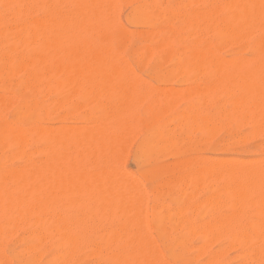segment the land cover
<instances>
[{
    "label": "rangeland",
    "instance_id": "obj_1",
    "mask_svg": "<svg viewBox=\"0 0 264 264\" xmlns=\"http://www.w3.org/2000/svg\"><path fill=\"white\" fill-rule=\"evenodd\" d=\"M106 2H107V0H105ZM112 0H110V2H111ZM114 1H116V0H113L112 1V3H114ZM147 1V0H146ZM149 1V2H148ZM147 2H145V0H120V2H119V0H117V5L116 4H114V6H115V8H114V6H111V3H110V7L111 8H114V9H116L117 7L116 6H118L119 4H120V6H119V9L117 8V15H118V18L117 17H114L116 14H114V13H111V12H109L108 10H112V12H113V10L114 9H111L110 7V9H108V10H105L106 12H105V15H106V13H108V15L110 14H114V16L113 15H109L108 17H109V19L106 17V16H104V11L101 13V15H100V17H102V15H103V17L104 18H107V19H104L103 17L100 19V17H99V19H100V21H101V23H100V21L98 20V22H99V26L97 25V23L95 22V25H96V27H94L93 29V31H95L96 30V32H91V35H92V37H91V42H90V46H92V47H97V48H100V47H109L110 48V50L114 53V55L118 58V60L120 59V61H118V60H116L117 58H115L114 57V59L116 60V62L117 63H119V64H123V62L125 61V58H127L126 59V63L125 64H123L124 66L126 65V64H128L127 66H125V67H123L122 65H121V67L123 68V70L126 68V69H128L129 68V70H130V67H132L133 68V70H134V73H133V71H132V68H131V70L129 71V72H131L132 71V74L133 75H131L129 72H127V70H125L126 71V74L128 73L129 75H131V77H132V81H133V84H132V81H131V83L129 84V86L127 87V90H126V92L127 91H130V90H132V92H134L133 94H132V92L130 93V92H128V94L129 95H127L128 96V98L126 97V95H125V97L124 96H121V93H120V95H118L119 94V92H122V95H124L123 94V91H117V90H115L114 91V94H113V91H108V90H106L105 91V93L104 92H102L100 95H102V96H104V97H102V96H100V95H98V96H95V95H92L91 97H85V101H84V98H81V97H79L78 98V95H75V94H71V96L69 95L70 93H68V92H66L65 90H63L61 87H59V86H57V85H54L53 86V82H54V80H51V81H53V82H51V81H49L48 80V77H47V74H45V72L44 73H41L40 72V70H38V75L35 77V78H32V80H30L28 77H29V70L27 69V68H24V67H17V68H15V74H14V71H12V73H10L9 75H7V77L6 76H4V77H2V78H0V97H1V99H0V119L2 118H5V119H3V120H5V121H8V122H11L13 125H15V126H21L22 128H24V129H26L27 127H28V124L26 123V122H24V123H22V122H17V120H18V112H19V110L18 111H16V109L18 108L19 109V106H21V104L23 105V103H24V101L26 100V99H28L29 98V100H32V101H35L37 104H38V107H39V118L38 119H36V125L37 126H40V128H43V127H47V125H48V127L50 126L51 127V131H54L55 129L57 130V128L58 127H60L61 126V128H62V126L64 127V126H67L68 125V127L67 128H71V127H73L74 125H77L78 127H79V129H82L81 128V125L83 126H86V129H87V126H88V130H90L91 128H89V126H94L95 125V123H97L98 121L100 122L101 121V123H103V124H101L103 127H105L106 126V124H107V126H106V128L108 127V129L106 130L107 132H112V134L114 135H116V133H117V135H118V137H117V135L115 136H113L112 135V137L113 138H115V139H117V138H119V135H121L122 134V136H121V138H122V140L123 139H125V136H127V138L124 140L125 142H123L122 143V141H121V139H118L117 140V143L119 142V140H120V143H118V144H123V147L126 145L127 147H125L126 149H127V151L126 152H124V153H119L120 151H119V149H122V148H120V147H117L118 145H116V153H119V157H120V159H119V157H114V155H112V153L111 154H107L106 155V157L105 156H103V157H100L101 158V160H100V158H98V159H95L94 160V163H93V165H87V166H83V169H84V167H86L84 170H85V172L87 173V171L89 172L90 170H95V169H104V170H106L107 168V170H112L113 168L114 169H117L118 170V173L119 174H121V175H119V176H121V177H124L125 175L126 176H128V178H129V181H132L133 182V184L134 183H136V181H138V178L140 179V181H138V182H140V183H142V185H141V188H143L144 190H138V193L141 195V197H145V198H143L144 200H146V202L143 200V199H140V200H142V201H144V203H145V209H143L144 207H143V205H142V209H143V214H144V217L146 218V220L148 221V228H149V233H150V235H152L151 237H153V239L154 240H152V241H155L156 242V244L155 245H157L156 246V248H158V250H159V253H160V255H159V257L160 256H162L163 257V259L164 260H166L167 262H169L170 264H210L209 263V258L211 259V257H212V255H215V254H219L220 252V250H222L221 251V256H220V259H219V264H243V262H244V264L246 263L247 264V262H248V264H251V263H254V264H264V252H261L260 253V251H258V250H261V245L263 244V242H264V235H261V234H264V229H262V232H261V230H259V232H261V233H259V232H257V233H259V234H257V236L259 235V237H257L255 234H253L252 236H254V237H250L251 239H250V241H247V242H245V243H239V242H237V241H235V239H233V237H231V235H229L230 234V232L232 233L233 231L232 230H234V227L236 228V226L238 227L239 226V224L241 225L243 222V224H245V223H249V222H246V219H247V221H249V220H251V217L253 216V214H255L256 212H257V210H258V205L257 204H255V202H257L261 197H262V195H261V192L260 193H258V194H260V195H257V193L256 192H259V191H254L253 192V194H255L254 196H255V198H254V196H253V194H251L252 196H250L249 195V199L251 198L252 199V203H254V204H251V206L250 207H253L252 209H253V211L250 209V207L248 206V208L247 209H249V210H245V212L243 211V213H244V215L245 216H243L242 217V215H243V213H240V217H239V219L241 220L242 218L243 219H245L244 221H243V219H242V221L243 222H241L239 219H238V217H236L237 219H235V221H231L230 223H232V227H231V224L229 225V227H227V226H225L226 227V229H225V227L224 226H221L222 228H224V229H222L221 227H220V229H218L217 228V230H216V228H214V229H212L213 231H209V229L208 228H206V229H208V233L210 232H212L210 235H214L213 237H215V235H218L220 232H223V236H222V234L220 233L219 234V238H218V236H217V238L215 237V238H213L214 239V241H212V237L210 238L211 239V241H210V239L208 240V239H205V238H203V237H200V236H202L203 234H205L204 232H203V230L206 232V229H202V235H201V233H200V228L202 227H208L209 226V223H211V222H209L208 220L211 218V217H213V218H216L217 216V219H220L221 217H223L224 216V214H226V215H228L227 213L230 211V210H232V212L233 213H237V210L235 209V212L233 211L234 209L233 208H231V206L230 207H228V204H224V203H222V205H219V206H221V207H216V208H214V207H212L211 208V205H208L207 203H206V201H205V199L207 200V198H205V197H210V194L212 195V197H214V195L215 196H219V199H220V197H221V199L223 200L224 198L223 197H225V199H227V195H226V193H224L223 194V192H220V190H219V192L217 191L218 189H216V187H220V185L219 184H223L224 183V181L226 180L225 178L227 177V173H225L224 172V170L226 169V168H228V166L229 167H234L233 166V164H234V162H235V166H237V165H239V163L241 164V162H242V165L241 166H243V164H245L244 165V168H246L247 166H249V160H252L251 162H250V165H251V163H252V165L251 166H249V168L250 169H252L253 167V169H259V167H260V169L261 170H263L264 169V160H262V159H264V128H262V126L264 127V118L262 119V117H263V115H262V113H259V111L262 109H260V106H259V111H258V114H256L255 112H253V114H256V115H253V117L251 116L252 115V113H251V115H250V109H248V108H246L247 107V105H249V104H245L246 102H244V100L245 101H253V103H255V104H257L256 106H258L259 105V102L262 100V103H264L263 102V100L264 99H261V100H259L258 99V97L256 96V94H259L260 92H256V94H255V98H254V92H247L246 90V93L248 94V95H251V98H250V96L248 97V99H247V94L245 93V91H244V89H242V88H240V87H238V90L239 91H236L237 89V85L235 84V74L236 73H234L233 74V72H231V69L232 68H230V67H233V64H232V62L229 64V62H230V60H232V58H235V60L236 59H238V60H243V61H245V62H243L242 64H241V67L243 66V69L244 68H246V67H248V68H253V64H255L257 61L259 62V63H261V64H258V62L256 63V64H258V68L260 67V71H258V68H256V66H254V68L255 69H257L256 70V73H259V72H262L261 70L262 69H264V63H262V62H264V47L263 46H261V45H264V38L261 40L260 39V37L263 35L264 36V32L262 33L261 31L262 30H260L259 31V29H258V31H257V29H252L251 31H250V35L247 37V38H244V39H242V41H241V38H220V40L219 39H217V35L216 34H214L215 32H214V30L212 29V27H211V25H212V23H209V22H213L214 20L215 21H217V20H219V19H222V18H224L227 14V12H228V10H226L227 8L225 7V6H223V5H226V3L228 2V0H197V1H195L194 0V2H191L192 0H148ZM207 1V3L205 4V2ZM224 1V2H223ZM3 2V3H2ZM4 2H5V4L7 5H5L4 4ZM12 2V3H11ZM25 3V6H24V3ZM34 2V3H33ZM119 2V3H118ZM129 2V3H128ZM139 3V5H146L147 6V4H148V6H149V8H151V5L153 4V3H155V6L154 7H152L153 9H155L153 12L156 14V15H154V13H152V15H151V21H152V19H153V21L152 22H148V24L147 25H143V23H146V22H141V20L139 21V19L138 18H134V16H131V15H133V9L131 8L132 6H134L135 7V5H137L138 3ZM140 2H142L141 4H140ZM178 2V3H177ZM226 2V3H225ZM23 3V4H22ZM30 3V4H29ZM116 3V2H115ZM124 3V4H123ZM136 3V4H135ZM172 3V4H171ZM176 3V4H175ZM185 3V4H184ZM210 3V4H209ZM224 3V4H223ZM16 4V5H15ZM23 6H22V5ZM133 4V5H132ZM223 4V5H222ZM27 5V6H26ZM31 5V6H30ZM39 7H37V6ZM40 5V6H39ZM125 5V6H124ZM163 5V6H162ZM166 5V6H165ZM168 5V6H167ZM171 5V6H170ZM179 5V6H178ZM217 5V6H216ZM17 6V7H16ZM29 6V7H28ZM33 6V7H32ZM128 6H129V8H128ZM131 6V7H130ZM215 6H216V8H215ZM40 7H41V9H40ZM45 6L42 4V2L41 1H36V0H20V1H18V0H0V31H1V36H2V40L0 39V52H3V53H5V58H3L1 61H0V65L1 66H9L10 64H13V66H15L16 65V63L18 64L19 62H20V60L21 59H23L24 57H26V56H28L31 52H32V49L31 48H29V50L27 49V47H23V46H19V44H18V38H16V37H18L19 36V33L20 34H22L23 33V26L24 25H26L25 24V22L27 23V22H29L28 21V19H30V18H32V17H36V18H34L35 20H43V19H45L46 18V16L48 15L49 16V9H48V7H45V11H44V8ZM124 7V8H123ZM224 7V8H223ZM16 8V9H15ZM21 8H22V12H21ZM15 9V10H14ZM24 9V10H23ZM42 9H43V11H42ZM128 11H130V13L129 12H126L127 10ZM132 9V10H131ZM164 9V10H163ZM200 9V10H199ZM223 9V10H222ZM10 10V11H9ZM13 10L15 11V12H13ZM47 10V11H46ZM166 10V11H165ZM24 11V12H23ZM28 11V12H27ZM115 11V10H114ZM174 11V12H173ZM195 11V12H194ZM199 11V12H198ZM126 12V13H125ZM181 12V13H180ZM29 13V14H28ZM48 13V14H47ZM132 13V14H131ZM200 13V14H199ZM204 13H206V14H204ZM4 14V15H3ZM32 14V15H31ZM127 14H128V16H127ZM170 14V15H169ZM204 14V15H203ZM207 14H209V15H207ZM213 14H215V15H213ZM225 14V15H224ZM20 15V16H19ZM22 15V16H21ZM154 15V16H153ZM159 15V16H158ZM164 15H166V17L167 18H165V16ZM199 17H198V16ZM219 15V16H218ZM222 15V16H221ZM224 15V16H223ZM27 16V17H26ZM113 16V18H111ZM124 16V17H123ZM13 17V18H12ZM211 17H213V19L211 18ZM218 17H219V19H218ZM5 18V19H4ZM16 18V19H15ZM40 18V19H39ZM111 18V19H110ZM132 18H134L135 19V21L137 20V23H135V21H133L134 19H132ZM156 18V19H155ZM199 18H201L202 20V22H203V20L205 21V22H203V25H202V22H200V21H198V22H196V19H199ZM210 20V21H208V19ZM113 19H115V20H113ZM12 20V21H11ZM26 20V21H25ZM31 20H33V18L31 19ZM30 20V21H31ZM103 20H106L105 21V23L104 24H102L103 23ZM127 20V21H126ZM131 20H132V22H131ZM163 20V21H162ZM23 23H22V22ZM34 21V20H33ZM140 22V25H139V22ZM189 21H193L192 23H190ZM159 22V24H157ZM195 22V23H194ZM107 23V24H106ZM157 25H156V24ZM170 23H171V25L172 26H170ZM186 23V24H185ZM199 25H197V24ZM201 23V24H200ZM8 24H9V27H8ZM23 24V25H22ZM164 24V25H163ZM168 24V25H167ZM191 24H192V26H191ZM211 24V25H210ZM4 25V26H3ZM13 25V26H12ZM20 25H21V27H20ZM101 25V26H100ZM194 25V26H193ZM206 25V26H205ZM109 26V27H108ZM112 26V27H111ZM117 26V27H116ZM150 26V27H149ZM153 26H155V27H153ZM203 26V27H202ZM208 26V27H207ZM1 27H3V28H1ZM7 27L9 28L8 30H6L7 29ZM18 27L20 28V29H18ZM137 27V28H136ZM158 27V28H157ZM164 27V28H163ZM186 27V28H185ZM208 28L209 30H207L206 28ZM210 27H211V29H210ZM12 28V29H11ZM21 28H22V31H21ZM97 28H99V29H97ZM136 28V29H135ZM193 29V30H192ZM203 29V30H202ZM19 30V31H18ZM138 30V31H137ZM154 30H155V32H154ZM169 30V31H168ZM173 30V31H172ZM6 31V32H5ZM21 31V32H20ZM136 31V32H135ZM159 31V32H158ZM197 31V32H196ZM254 33H253V32ZM8 32V34L6 35V33ZM16 32H18V36H17V33ZM199 32V33H198ZM13 33H14V35H13ZM16 33V34H15ZM98 33V34H97ZM100 33V34H99ZM142 33V34H141ZM163 33V34H162ZM181 33H182V35H181ZM198 33V34H197ZM203 33H204V35H203ZM210 33V34H209ZM11 34H12V37L11 38H15L16 40H17V42H16V40L14 39V40H12L11 38H9V36H11ZM77 34H78V32H77ZM120 34V35H119ZM137 34H139V35H137ZM141 34V35H140ZM148 34H149V36H148ZM189 34V35H188ZM199 34H201L200 36H199ZM262 34V35H261ZM15 35H16V37H15ZM100 35V36H99ZM115 35V36H114ZM119 35V36H118ZM127 35V36H126ZM145 37H144V36ZM162 35V36H161ZM173 35V36H172ZM186 35H188L187 36V38H186ZM197 35V36H196ZM96 36V37H95ZM97 36H98V38H97ZM105 36V37H104ZM142 38H141V37ZM171 36V37H170ZM177 36V37H176ZM207 36V37H206ZM260 36V37H259ZM21 37V35L19 36V38ZM135 37V38H134ZM144 37V38H143ZM176 37V38H175ZM209 37V38H208ZM211 37V38H210ZM254 37V38H253ZM8 38V39H7ZM103 38V39H102ZM121 38V39H120ZM123 38H124V42H123ZM137 38H138V40H137ZM152 38V39H151ZM181 38V39H180ZM249 38V39H248ZM10 39H11V41H10ZM158 39V40H157ZM166 39V40H165ZM193 39H194V41H193ZM226 39V40H225ZM235 39V41H233ZM238 39V40H237ZM257 39L258 40H261V41H263V43H261V41H260V43H257L258 41H257ZM115 40V41H114ZM178 40H179V42H178ZM192 40V41H191ZM223 40V41H222ZM232 40V41H231ZM13 41V42H12ZM120 41H122V42H120ZM127 41V42H126ZM164 41H167V42H170L171 43V45H173L172 47H175L174 49H175V51L177 52V54L179 55V57H181V58H185L186 57V55L188 54L187 52L188 51H190V49H200V48H202L205 44H207V43H210V42H213L214 41V43H215V48H214V52H215V54L218 56V57H221V59L223 60V58L224 59H226V58H228V61L227 60H225V61H227V63L228 64H225V66H226V68H227V72L224 74V75H220V74H213V73H211V72H207V71H199V72H195V71H197V70H193L192 68H189V69H187V70H185V68H181V67H179V66H177V64L175 63V61L173 62V61H171V59H169V58H167L166 57V59L164 58L165 56V50L161 47V45H162V43L164 42ZM184 41V42H183ZM199 41V42H198ZM220 43H219V42ZM255 41V42H254ZM3 42V43H2ZM100 42V43H99ZM115 42H117V43H115ZM126 42V43H125ZM135 42V43H134ZM175 42V43H174ZM196 42V43H195ZM200 42H202V43H200ZM226 42V43H225ZM228 42V43H227ZM237 42V43H236ZM251 42V43H250ZM95 43V44H94ZM105 43V44H104ZM182 43V44H181ZM204 43V44H203ZM222 43V44H221ZM225 43V44H224ZM233 43V44H232ZM241 43V44H240ZM248 43V44H247ZM16 44V45H15ZM120 44H121V46H120ZM133 44V45H132ZM161 44V45H160ZM175 44V45H174ZM181 45V47H180V45ZM238 44V45H237ZM101 45V46H100ZM116 45V46H115ZM179 45V46H178ZM183 45V46H182ZM196 45V46H195ZM217 45H218V47H217ZM222 45V46H221ZM225 45V46H224ZM236 45H237V47H236ZM239 45H241V46H239ZM255 45V46H254ZM260 45V46H259ZM2 46V47H1ZM129 46V47H128ZM132 46H134L135 48V50L133 49V47ZM136 46H137V49H136ZM149 46V47H148ZM159 46V47H158ZM177 46V47H176ZM185 46V47H184ZM190 46V47H189ZM250 47L251 48V50H250V48H248L247 49V47ZM254 46V47H253ZM11 47H12V49H11ZM17 47H19V48H17ZM66 47H68L67 45H66ZM117 47V48H116ZM132 47V48H131ZM138 47H139V49H138ZM244 47V48H243ZM5 48H6V50H5ZM9 50H8V49ZM236 48V49H235ZM241 49V51H240V49ZM20 49V50H19ZM65 49V48H64ZM67 49H71V47L69 46ZM116 49V50H115ZM119 49V50H118ZM145 49L147 50V53H146V51H145ZM160 49V50H159ZM181 49V50H180ZM234 49V50H233ZM239 49V50H238ZM244 49V50H243ZM254 49V50H253ZM260 49V50H259ZM263 49V50H262ZM125 50V51H124ZM139 50V51H138ZM153 50V51H152ZM156 50V51H155ZM221 50H222V52H221ZM226 50H229V51H226ZM235 51V53L233 52H230V51ZM247 52H246V51ZM248 50H250V51H248ZM132 51H135V52H132ZM236 51H237V53H236ZM244 51V52H243ZM253 51V52H252ZM260 51V52H259ZM7 52V53H6ZM10 52V53H9ZM122 52H124L123 54H122ZM130 54H129V53ZM131 52H132V54H131ZM136 52H138L137 54H136ZM249 52V53H248ZM251 52V53H250ZM20 55H19V54ZM119 53V54H118ZM128 53V55L126 56V54ZM143 53V54H142ZM254 53V54H253ZM117 54V55H116ZM134 54V55H133ZM136 54V55H135ZM233 54V55H232ZM237 54V55H236ZM124 55V56H123ZM137 55H139V56H141V57H136ZM155 55V56H154ZM163 55V56H162ZM122 56V57H121ZM126 56V57H125ZM134 56H135V58L136 59H139V60H133L132 59V57L134 58ZM152 56V57H151ZM231 56V57H230ZM246 57V58H243V59H241L242 57ZM251 56V57H250ZM8 57V58H7ZM128 57H131V58H128ZM145 57V58H144ZM155 59H154V58ZM226 57V58H225ZM254 57V58H253ZM21 58V59H20ZM123 58V60L124 61H122L121 62V59ZM153 58V59H152ZM240 58V59H239ZM251 58V59H250ZM261 58H263L262 60H261ZM17 59H18V61H17ZM132 59V60H131ZM142 59H144V61L142 60ZM230 59V60H229ZM246 59V60H245ZM4 60V61H3ZM154 60H156L155 61V63L153 62ZM164 60H165V62H164ZM260 60L262 61V62H260ZM127 61H128V63H127ZM134 63H133V62ZM138 61V62H137ZM171 61V62H170ZM224 61V62H225ZM247 61H248V63H247ZM6 62V63H5ZM15 63V65H14V63ZM149 62H150V64H149ZM159 62V63H158ZM164 62V63H163ZM167 62H170V63H167ZM4 63V64H3ZM129 63H130V67H128L129 66ZM157 63V64H156ZM166 63L168 64V65H166ZM226 63V62H225ZM250 63H251V65H250ZM151 65V64H153V65H151V66H149V65ZM155 64H156V66H155ZM161 64V65H160ZM158 65H160V66H158ZM164 67H163V66ZM228 65V66H227ZM230 65V66H229ZM260 65V66H259ZM159 68H158V67ZM170 66H171V68H174V69H170ZM176 66V67H175ZM151 67H155V68H151ZM262 67V68H261ZM37 68V67H36ZM19 69V70H18ZM25 69V70H24ZM152 69H153V71H154V69H155V72H153L152 71ZM160 69H163V71H161V72H159L160 71ZM179 70V71H176V70ZM191 70H192V74L195 72V76H193L192 74H190L191 73ZM20 71V72H19ZM26 71V72H25ZM45 71V70H44ZM176 71V72H175ZM187 71V72H186ZM171 72H173V73H171ZM231 74H230V73ZM21 73V74H20ZM170 73V75H167V74H169ZM178 73V74H177ZM182 73H184V74H182ZM256 73H255V75H256ZM126 75L125 77H127L129 80H131L130 78V76L129 75ZM136 74H137V76L138 77H136L135 78V76H136ZM151 74L154 76V74H155V76L153 77V76H151ZM173 74V75H172ZM205 74H206V76H205ZM227 74V75H226ZM228 74H230V75H228ZM260 74V73H259ZM259 74H257V76L255 77V75L253 76L254 77V82H255V79H256V81L258 82V80H259V83H262V80H264V79H261L260 80V77H261V75L263 76L264 75V73H261V75H259ZM21 75H22V77H21ZM41 75V76H40ZM44 75V76H43ZM140 75H141V77H140ZM192 75V76H191ZM217 77H216V76ZM218 75H219V77H218ZM231 75H232V78H231ZM238 74H236V77H238V79L240 80V77L239 76H237ZM14 76V77H13ZM17 76H18V78H17ZM26 76V77H25ZM45 77H46V79H45ZM124 77V78H125ZM134 77V78H133ZM139 77H140V80H139ZM191 77V78H190ZM225 79H224V78ZM228 77H229V79H228ZM12 78V79H11ZM16 78V79H15ZM19 78H22V80L21 79H19ZM121 79V81H124L125 79ZM207 78V79H206ZM212 78V79H211ZM215 78V79H214ZM258 78V79H257ZM28 79V80H27ZM40 79V80H39ZM135 79H136V81H135ZM233 79V80H232ZM5 80V81H4ZM129 80H125V82L126 83H124V82H122L123 84H125V86L127 85V83L129 82ZM142 80V82H140ZM209 80V81H208ZM213 80V81H212ZM215 80V81H214ZM218 80V81H217ZM229 80V81H228ZM238 80V81H239ZM19 81H20V83H19ZM25 81V82H24ZM128 81V82H127ZM211 81V82H210ZM227 82V86H229L230 88H228V91H227V88H226V82ZM232 81V82H231ZM261 81V82H260ZM6 83V85H5V83ZM13 82V83H12ZM33 82V83H32ZM39 82H41V83H39ZM139 82V83H138ZM209 82V85L207 84ZM215 82V84H217V86L215 85V84H213ZM218 82V83H217ZM256 82V83H257ZM264 82V81H263ZM24 83H26V84H24ZM134 83H135V86H134ZM142 83H143V85H142ZM232 83V84H231ZM238 83V82H237ZM54 84H56L55 82H54ZM139 84H140V86H141V88H142V90H141V88L139 89ZM145 84V85H144ZM147 84V85H146ZM193 84V85H192ZM201 84V85H200ZM204 84V85H203ZM207 84V85H206ZM231 84V85H230ZM233 84H235V86H236V88H235V86L233 85ZM262 84H264V83H262ZM18 85V86H17ZM33 85V86H32ZM212 85H213V88L214 89H211V90H208V87H210V88H212ZM10 86V87H9ZM56 86V87H55ZM131 86V87H130ZM133 86V87H132ZM148 86V87H147ZM151 86H152V89H149V87L151 88ZM203 86H204V88H203ZM208 86V87H207ZM220 86V87H219ZM223 86V87H222ZM18 87V89H16ZM40 87V88H39ZM42 87V88H41ZM191 87V88H190ZM206 87V88H205ZM217 89H216V88ZM233 87V88H232ZM6 90H5V89ZM10 88V89H9ZM128 88H129V90H128ZM148 88V89H147ZM154 88V89H153ZM194 88H196V89H194ZM226 88V89H225ZM17 91H16V90ZM28 89V90H27ZM54 89V90H53ZM187 89H188V91H187ZM235 91H234V90ZM15 92H14V91ZM32 90V91H31ZM51 92H50V91ZM138 90V91H137ZM148 90L150 91V93L148 92ZM155 90V91H154ZM182 90H183V92H182ZM186 90V91H185ZM205 90H206V92H205ZM214 90H216V91H214ZM244 92H243V91ZM12 91V92H11ZM43 91V92H42ZM137 91V92H136ZM142 91V92H141ZM152 91V92H151ZM184 91L185 92H187V93H189L188 95H187V93H184ZM202 92V94H201V92ZM264 91V90H263ZM14 92V93H13ZM30 92V93H29ZM65 92V93H64ZM116 92V93H115ZM138 92H139V94H138ZM141 92V93H140ZM145 92V93H144ZM173 92H175V94L173 95ZM177 92V93H176ZM195 92V93H194ZM227 92V93H226ZM230 92V93H229ZM240 92H241V94H240ZM44 95H43V94ZM109 93H110V95H109ZM137 93V94H136ZM156 93V94H155ZM161 93H163L162 95H160ZM179 93H181V94H179ZM185 95H184V94ZM191 93V94H190ZM208 93V94H207ZM219 93V94H218ZM224 93V94H223ZM246 94V95H244V94ZM250 93V94H249ZM38 94H40V95H38ZM64 94V95H63ZM113 94V95H112ZM117 94V95H116ZM127 94V93H126ZM166 94V95H165ZM178 95V96H175V95ZM193 94V95H192ZM200 94V95H199ZM212 94H214V95H212ZM218 94V95H217ZM260 94H262V92L260 93ZM24 96V98H18V97H20V96ZM109 96V97H107V96ZM112 95V96H111ZM138 95H139V98H138ZM144 95V96H143ZM148 95V96H147ZM151 95V96H150ZM154 95H156V96H154ZM167 95H170V97L168 96L167 97ZM171 95H172V98H171ZM200 96V98L198 97V96ZM203 95V96H202ZM208 95V96H207ZM238 95H240V97H242L241 99H243V102H241V103H239L240 102V97L238 96ZM263 95H264V92H263ZM18 96V97H17ZM68 96V97H67ZM121 96V97H120ZM142 98H141V97ZM158 96V97H157ZM164 96V97H163ZM166 96V97H165ZM173 96H174V98H173ZM186 96V97H185ZM191 96V97H190ZM207 96V97H206ZM213 96V97H212ZM234 96H236V97H234ZM243 96H244V98H243ZM259 97H262V96H260V95H258ZM4 97H5V99H4ZM9 97V98H8ZM40 97V98H39ZM64 97H65V99H67L68 98V100H67V103H71L70 105H73V104H80L81 103V106L78 108V106H76V105H74V106H70V105H67V103H63V101H66L65 99H64ZM67 97V98H66ZM70 97H72V98H70ZM95 97H98L97 99L95 98ZM106 97V98H105ZM112 97V98H111ZM114 97V98H113ZM116 97H118L119 98V101L118 102H120L121 104V106L118 104V106L116 107V105H117V98ZM123 97L126 99H123ZM130 97V98H129ZM134 97H135V99H134ZM152 97H154V98H152ZM176 97H178L177 99H176ZM184 97V98H183ZM238 97V98H237ZM6 98H8V99H6ZM12 98V99H11ZM19 100H18V99ZM76 98H78V100H75ZM90 98H91V100H90ZM92 98H95V99H92ZM121 98V99H120ZM138 98V99H137ZM145 98V99H144ZM151 98V99H150ZM186 98V99H185ZM189 98H190V100H189ZM196 98H198L199 100L197 101V100H195ZM214 98V99H213ZM226 98V99H225ZM238 99L239 101H238V103L237 102H235V101H237L236 99ZM38 99V100H37ZM58 99V100H57ZM71 99V100H70ZM100 99V100H99ZM117 99V100H116ZM127 99H129V100H127ZM165 101H164V100ZM174 99H176L177 100V104H176V100H174ZM202 99H204L203 100V102L201 103L200 101L202 100ZM212 99V100H211ZM225 99V100H224ZM252 99H254V100H252ZM13 100V101H12ZM89 101V102H87V101ZM94 100H95V102H94ZM115 100V101H114ZM122 100H124V101H122ZM135 100V101H134ZM139 100H140V102H139ZM147 100V101H146ZM149 100V101H148ZM151 100V101H150ZM159 100V101H158ZM214 100V101H213ZM231 101V102H234L236 105L235 106H233L234 105V103L233 104H231L230 102H228V101ZM233 100H235V101H233ZM255 100H256V102H255ZM258 100V101H257ZM8 101V102H7ZM42 101V102H41ZM74 101V102H73ZM97 101V102H96ZM100 101V102H99ZM122 101V102H121ZM133 103H132V102ZM137 101V102H136ZM143 101V102H142ZM156 101V102H155ZM170 101V102H169ZM175 101V102H174ZM180 101V102H179ZM194 101V102H193ZM9 102H11V103H9ZM47 102V103H46ZM103 102H105V103H103ZM129 102V103H128ZM130 102H131V104H130ZM135 102V103H134ZM160 102V103H159ZM168 102V103H167ZM174 102V103H173ZM186 102V103H185ZM193 102V103H192ZM227 102H228V104H227ZM250 102V103H251ZM4 103L5 104H7V107H6V105H4ZM16 103V104H15ZM63 103V104H62ZM86 103V104H85ZM92 103V104H91ZM101 103V104H100ZM125 103H126V105H128V106H123V105H125ZM142 103V104H141ZM157 103H159V104H157ZM188 103V104H187ZM250 104L249 106L251 107L252 105L254 106V104ZM261 103V102H260ZM261 103V104H262ZM12 104V105H11ZM13 104H14V106H13ZM45 104V105H44ZM58 104H60V105H58ZM66 104V105H65ZM99 104V105H98ZM105 104V105H104ZM108 104H110V105H108ZM139 104V105H138ZM161 104V105H160ZM169 104V105H168ZM183 104V105H182ZM243 104H245V106H243ZM8 105H10V106H8ZM64 105V106H63ZM86 105H87V107H86ZM105 107H104V106ZM108 107H107V106ZM130 105H132L131 106V108H130ZM138 105V106H137ZM181 105V106H180ZM202 105V106H201ZM213 105H216V106H213ZM239 105V106H238ZM13 106V107H12ZM41 106V107H40ZM54 106V107H53ZM67 106H70L69 108H67ZM110 106V107H109ZM171 106V107H170ZM213 106V107H212ZM231 106H233L232 107V109L233 108H235V109H231L230 107ZM242 106V107H241ZM256 106H254L255 108H254V110H256L257 108H256ZM72 107V108H71ZM76 109H74V108ZM92 107V108H91ZM93 107H94V109H93ZM116 107V108H115ZM123 107H125V109H123V111H124V113H123V111H121L122 109L121 108H123ZM133 107H134V109H133ZM149 107V108H148ZM180 107H182V109H180ZM185 107V108H184ZM245 107V108H244ZM13 109V112H12V115L13 114H16V115H14V116H12V117H10L11 116V111H12V109ZM48 108H50L49 110H48ZM89 108H90V110H89ZM99 108V109H98ZM101 108H106L107 109V112L109 113V115H107L106 116V113H104V111H105V109H101ZM109 108V109H108ZM111 108V109H110ZM114 108V109H113ZM118 108H120V109H118ZM127 108H129L128 110H130V111H128L127 110ZM210 108V109H209ZM253 108V107H252ZM11 109V110H10ZM43 109H45V110H43ZM80 110V111H78V110ZM87 109V110H86ZM96 109V110H95ZM176 109V110H175ZM213 109V110H212ZM238 109V110H237ZM244 109H246V110H248V114H247V112H246V114L248 115L247 117V122H243V117L244 116H246V114H245V112L244 111H246V110H244ZM70 110V111H69ZM72 110V111H71ZM110 110H111V116H110ZM134 110V111H133ZM198 110V111H197ZM222 112H221V111ZM9 111H10V114H9ZM45 111V112H44ZM96 111V112H95ZM102 111V112H101ZM116 111H118L117 113H116ZM126 111V112H125ZM140 111H142V113L143 114H140L141 112ZM144 111V112H143ZM179 113H178V112ZM206 111V112H205ZM210 111V112H209ZM226 111V112H225ZM232 111V112H231ZM234 111V112H233ZM236 111V112H235ZM243 112V114H245L244 116H243V114H242V112ZM252 111H253V109H252ZM49 113V114H47V113ZM78 112V113H77ZM80 112V113H79ZM114 112V113H113ZM119 112H121V113H119ZM135 112V113H134ZM171 112H173V113H171ZM205 112V113H204ZM262 112V111H261ZM5 113V114H4ZM91 113V114H90ZM97 113H99V114H97ZM102 113V115L104 114V116H105V118L103 119V117H102V115H100ZM107 113V114H108ZM119 113V114H118ZM171 113V114H170ZM184 113V114H183ZM236 113V114H235ZM7 114H8V116H9V119L11 120V121H9L8 120V116H7ZM47 114V115H46ZM76 114V115H75ZM78 114V115H77ZM83 114V115H82ZM88 114V115H87ZM98 115V116H95V115ZM121 114V115H120ZM126 114L128 115V116H126ZM132 114V115H131ZM179 114V115H178ZM193 114H196V115H198V116H205L207 119H208V122H207V124H206V126L204 125H200L198 122H196V121H191L192 119H191V117L193 116ZM206 114V115H205ZM209 114V115H208ZM235 114V115H234ZM261 115V116H259V117H261V119L258 117V115ZM3 115H4V117H3ZM41 115V116H40ZM115 115V116H114ZM116 115H117V117H116ZM134 115V116H133ZM154 115H157L158 117H160V122L162 123L165 119H168L167 121L165 120V122H163L162 123V127H163V130L165 131V135H164V138H166L168 141H170V144H168L167 146H165L164 148L162 147V148H160V149H158V151L157 152H154V154H152L151 155V157L150 158H153V159H141L139 156H138V147H139V145H140V141H142V139H143V135L145 134V131H146V127H145V125H146V123H147V121L149 120V118H150V116L152 117V116H154ZM164 115H167V116H164ZM173 115V116H172ZM184 115V116H183ZM226 115V116H225ZM5 116H7V117H5ZM16 116V118H14ZM74 116V117H73ZM78 117V120L77 121H75L74 120V118L75 119H77V117ZM79 116H82V117H79ZM122 116H124V117H122ZM132 116V117H131ZM141 116H143V117H140ZM180 116V117H179ZM183 116V117H182ZM202 116V117H203ZM237 116H239V117H241V116H243L241 119H242V121L240 120V118L239 117H237ZM249 116H250V118H249ZM255 116V117H254ZM50 117V118H49ZM91 117V118H90ZM116 117V118H115ZM126 117V118H125ZM171 117V118H170ZM256 117H258V120H260L259 121V123H258V120H257V118ZM49 120H48V119ZM80 118V119H79ZM87 118V119H86ZM93 118H95V121H94V119ZM97 118V119H96ZM114 119V123H115V125L117 124V126L115 127V125H114V123H112V125H111V122L113 121V119ZM121 118V119H120ZM128 118V119H127ZM162 118V119H161ZM182 118H183V120H182ZM188 118V119H187ZM234 118H236V119H234ZM246 118V117H245ZM254 118H256V119H254ZM13 119V120H12ZM41 120V122H40V120ZM46 119V121H42V120H45ZM91 119V120H90ZM93 119V120H92ZM110 119V120H109ZM124 119V120H123ZM177 119V120H176ZM250 120V122H248L249 120ZM253 119V120H252ZM38 120V121H37ZM110 122H109V121ZM126 120V121H125ZM133 120V121H132ZM163 120V121H162ZM172 120V121H171ZM240 120V121H239ZM257 120V121H256ZM263 120V121H262ZM19 121V120H18ZM95 122L93 125H87V124H92V122ZM109 123H108V122ZM131 121V122H130ZM182 121V122H181ZM191 121V122H190ZM245 121H246V119H245ZM251 121H252V123H251ZM256 121V122H255ZM14 122H16V123H14ZM125 122H127V123H125ZM130 124H129V123ZM171 122V123H170ZM238 122H240V123H238ZM243 122V123H242ZM254 122V123H253ZM38 123H42V124H46L45 126H41L40 124H38ZM125 124V126H126V124H128L127 125V128L128 129H130L131 130V133H130V135H128L127 133H125V134H127V135H125L124 136V132H128V129H126V127L125 126H123L124 124ZM134 123V124H133ZM168 123H170V124H168ZM178 123V124H177ZM183 123V125H181ZM210 123V124H209ZM218 123V124H217ZM250 123V124H249ZM255 123H257L256 125H255ZM261 123V124H260ZM120 124V125H119ZM122 124V125H121ZM131 124H132V126H131ZM193 124V125H192ZM208 124H209V126H211V127H208ZM216 124H217V126H216ZM253 124H254V126H253ZM263 124V125H262ZM109 125V126H108ZM135 125V128L133 127ZM170 125V126H169ZM171 125H172V127H171ZM179 125H181V126H179ZM260 125H262V126H260ZM54 126V127H53ZM55 126H57V128H55ZM71 126V127H70ZM123 126V127H122ZM129 126H131V127H129ZM165 126V127H164ZM167 126H169L170 127V129H169V127H167ZM183 126V127H182ZM52 127H53V130H52ZM75 127V126H74ZM73 127V128H74ZM78 127H76V128H78ZM110 127V128H109ZM119 127L124 131L123 133L122 132H120L121 130H119ZM188 127V128H187ZM201 127V128H200ZM215 127V128H214ZM261 129H263V131L261 130H259L260 128ZM55 128V129H54ZM66 128V129H67ZM111 128H113V129H111ZM133 128V129H132ZM143 128V129H142ZM168 128V129H167ZM182 128V129H181ZM199 128H200V130H199ZM207 128H209L208 130H210V132L209 131H207ZM255 128H256V132H255ZM257 128H259V129H257ZM64 129H65V127H64ZM105 129V128H104ZM202 129V130H201ZM212 129V130H211ZM216 129V130H215ZM46 130V129H45ZM47 130H48V128H47ZM61 130V129H60ZM118 130V131H117ZM136 130V131H135ZM214 130V131H213ZM226 130V131H225ZM49 131H50V129H49ZM114 131V132H113ZM134 133H133V132ZM137 131H138V134H137ZM144 131V132H143ZM205 131V132H204ZM258 131L260 132V133H258ZM119 132H120V134H119ZM201 132V133H200ZM252 132H255V133H257V134H255V133H253L255 136H253V134H252ZM129 133V132H128ZM137 134V136H133L134 134ZM141 133L143 134V135H141ZM189 133V134H188ZM205 133H207V134H205ZM216 133V134H215ZM175 134H176V137H175ZM179 134V135H178ZM214 134V135H213ZM227 134V135H226ZM229 134V135H228ZM132 135V136H131ZM184 135H186V136H184ZM187 135H191V137L189 136H187ZM213 135V136H212ZM232 135V136H231ZM243 135V136H242ZM263 135V136H262ZM124 136V137H123ZM209 136V137H208ZM228 136H230V137H228ZM33 139H32V138ZM40 139H39V138ZM46 137H47V135H45V134H34V135H32V136H30L28 139H27V141H25L24 143H20L19 142V144L16 142V141H14L13 139L11 140V139H7L1 146H0V158H1V162H3V160H4V162L2 163V165H1V169H3V170H6V171H8V170H11L12 168L13 169H22L23 168V166H24V164H25V166H24V168H27V167H36L35 165H37V164H40L39 166H42L41 164H43L44 163V161L46 160V150H44V148H46L47 146V144H46ZM173 137H175V138H173ZM201 137V138H200ZM253 137V138H252ZM139 138V139H138ZM227 138H229V139H227ZM235 138V139H234ZM239 138H242V139H240L239 140ZM43 139V140H42ZM11 140V141H10ZM40 140H41V143H40ZM138 142H137V141ZM13 141H14V144H13ZM43 141V142H42ZM174 141V142H173ZM182 141V142H181ZM185 141H186V143H185ZM192 141H195V142H192ZM227 141V142H226ZM234 142V144H233V142ZM243 141V142H242ZM10 142L13 144V145H11L10 144ZM127 142V144H125L124 145V143H126ZM136 142H137V144H136ZM225 142V143H224ZM16 143H17V146H16ZM115 143H116V140H115ZM115 143H114V145H115ZM182 143V144H181ZM188 143H190V144H188ZM220 143V144H219ZM240 143V144H239ZM192 144V145H191ZM29 145H30V147H29ZM34 145V146H33ZM43 145V146H42ZM183 145V146H182ZM220 145V146H219ZM225 145V146H224ZM257 146V147H255V146ZM258 145H260V146H258ZM111 146H113V144L111 145ZM135 146V147H134ZM138 146V147H137ZM186 146V147H185ZM197 146H198V148H200V149H198L197 148ZM201 146H202V148H201ZM8 147V148H7ZM37 147H39V149L37 148ZM41 147V148H40ZM114 147V146H113ZM136 147H137V149H136ZM167 147V148H166ZM194 147H196V148H194ZM249 147H250V149H249ZM20 148V149H19ZM33 148V149H32ZM43 148V149H42ZM115 148H113V150L115 151ZM119 148V149H118ZM175 148H176V150H175ZM212 148V149H211ZM219 148V149H218ZM261 148V149H260ZM263 148V149H262ZM18 149V150H17ZM30 149V150H29ZM32 149V150H31ZM38 151H37V150ZM42 149V150H41ZM110 149V150H109ZM109 149H108V152L107 153H110L111 151H112V149H111V147H109ZM117 149H118V152H117ZM134 149V150H133ZM136 149V150H135ZM164 149V150H163ZM166 149V150H165ZM187 149V150H186ZM192 149H194V150H192ZM198 149V150H197ZM17 150V151H16ZM22 150H23V152H22ZM39 150H41V152L39 151ZM123 150V149H122ZM133 150V151H132ZM168 150V151H167ZM171 150V151H170ZM208 152H207V151ZM234 150V151H233ZM260 150V151H259ZM16 151V152H15ZM113 151V152H114ZM124 151H125V149H124ZM132 151V152H131ZM137 153H136V152ZM200 151H201V153H200ZM203 151V152H202ZM215 151V152H214ZM219 151V152H218ZM223 151V152H222ZM226 151V152H225ZM237 151V152H236ZM250 151V152H249ZM35 152V153H34ZM43 152H45V153H43ZM123 152V151H122ZM165 152H167V153H165ZM182 152H184V153H186V154H184V153H182ZM195 152V153H194ZM207 152V153H206ZM7 153V154H6ZM16 153V154H15ZM21 153V154H20ZM25 153V154H24ZM29 153V154H28ZM115 152L113 153V154H116ZM156 153V154H155ZM165 153V154H164ZM189 153V154H188ZM206 155H205V154ZM208 153L210 154V155H208ZM232 153H234V154H232ZM237 153V154H236ZM240 155H239V154ZM19 154V155H18ZM26 154H27V156H26ZM44 154V155H43ZM122 154V155H121ZM125 154V155H124ZM132 154V155H131ZM164 154V155H163ZM181 155L180 157H179V155ZM254 154V155H253ZM15 157H14V156ZM109 155V156H108ZM124 155V156H123ZM133 155H135V156H133ZM159 155V156H158ZM171 155V156H170ZM175 155V156H174ZM177 155V156H176ZM253 155V156H252ZM7 158H6V157ZM12 158H11V157ZM43 156V157H42ZM107 156H108V159H107ZM111 156H112V158H111ZM117 156V155H116ZM123 156V157H122ZM137 156V157H136ZM162 156V157H161ZM172 156H174V157H172ZM211 156V157H210ZM214 156V157H213ZM217 156H219V157H217ZM27 157V158H26ZM110 157V158H109ZM139 157V158H138ZM156 157L158 158L159 157V159H156ZM161 157V158H160ZM178 157V158H177ZM227 157V160H228V158L230 159L231 157H232V159L233 160H235L237 157L239 158V160H235V161H232L231 159H230V161H232V163L231 164H229L230 163V161L228 162V161H226L225 160V158ZM21 158V159H20ZM22 158H24V160L22 159ZM115 158V159H114ZM118 158V160H121L122 161V159H123V163H121L120 164V162L121 161H118V160H116ZM122 158V159H121ZM214 158V159H213ZM224 158V159H223ZM237 158V159H238ZM246 159L245 161L246 162H248V164H246V163H244L245 161L244 160H242L241 161V159ZM248 158H250V159H248ZM253 158V159H252ZM258 158V160H256V159ZM259 158H260V162H258L259 161ZM29 159H30V162H29ZM45 159V160H44ZM109 159H112V160H110L109 161ZM139 159V160H138ZM221 159H223L224 161H221ZM248 159V160H247ZM254 159H255V163H256V165H257V162H258V165H257V167H256V165L254 166ZM10 160V161H9ZM22 160V161H21ZM102 160H103V162H102ZM105 160V161H104ZM118 161L119 163H117L116 161ZM216 160V161H215ZM217 160H218V163H221L222 162V164H217ZM219 160H220V162H219ZM32 161H33V163H32ZM99 161V162H98ZM100 161H101V164H99L100 163ZM114 161V162H113ZM148 161V162H147ZM150 161V162H149ZM213 161H215V162H213ZM226 161V162H225ZM237 161V162H236ZM239 161V162H238ZM241 161V162H240ZM262 161H263V163H262ZM5 162H7V163H5ZM37 164H36V163ZM116 162V163H115ZM146 162V163H145ZM185 162H186V164H185ZM224 162L226 163V164H224ZM228 162V163H227ZM34 163H35V165H34ZM107 163V164H106ZM200 163V164H199ZM212 163H214V164H212ZM238 163V164H237ZM260 163H261V166H263V167H261L260 166ZM8 164V165H7ZM95 164V165H94ZM163 164V165H162ZM176 164V165H175ZM216 164H217V166H216ZM223 164H224V166H223ZM227 164H229V165H227ZM5 165H7V166H5ZM17 165V166H16ZM106 165H107V167H106ZM123 165V166H122ZM165 165V166H164ZM170 167H169V166ZM175 165V166H174ZM180 165V168L178 167V166ZM191 165V166H190ZM202 165H209V167H212V168H214L215 169V171L211 174H207L206 176H205V178H204V180L202 181V182H200V183H196L195 181H192V179L190 178V177H193L194 176V174H196V173H198V168H201V166ZM215 165V166H214ZM222 165V166H221ZM225 165H226V167H225ZM21 166H22V168H21ZM123 167L124 169H125V171H124V169H123V171L124 172H122V169H120V167ZM153 166V167H152ZM173 166V167H172ZM190 166V167H189ZM240 166V167H241ZM246 166V167H245ZM216 167V168H215ZM221 167V168H220ZM223 167H224V169H223ZM112 168V169H111ZM146 168H148V169H146ZM155 168V169H154ZM164 170H163V169ZM167 168V169H166ZM187 168V169H186ZM234 168H239V166H237V167H234ZM248 167H247V169H249ZM82 169V170H83ZM144 169V170H143ZM169 169V170H168ZM171 169V170H170ZM180 169H181V171H180ZM185 169V170H184ZM192 169V170H191ZM240 169V168H239ZM87 170V171H86ZM117 170H115V172L113 171V173H114V175H117L116 173V171ZM146 171V174H144L145 176H146V178H145V176H144V178H143V176L140 174L141 173V171ZM149 170H151V171H149ZM156 170V171H155ZM176 170V171H175ZM184 170V171H183ZM241 170H243V167L241 168ZM260 170V172H262ZM91 171V172H92ZM126 171H128V172H130V173H128V172H126ZM142 171V172H143ZM148 171H149V173H148ZM155 171V172H154ZM175 171V172H174ZM189 171V172H188ZM195 171V172H194ZM197 171V172H196ZM220 171V172H219ZM126 172V173H125ZM152 172H154L153 174H152ZM161 172H163V173H161ZM167 172V173H166ZM111 173H112V171H111ZM125 173V174H124ZM143 173H145V172H143ZM158 173H160L161 174V176H160V174H158ZM165 173V174H164ZM190 173V174H189ZM225 173V174H224ZM263 173V175H264V171L262 172ZM88 174V173H87ZM90 174V173H89ZM129 174V175H128ZM131 174L133 175V176H137L138 178H136V180H135V178H133V176H131ZM150 174L151 175H153V176H150ZM163 174H164V176H163ZM170 175V176H169ZM209 175V176H208ZM213 175L214 176H216L215 178H216V180H215V178L213 177ZM130 176L135 180V182L132 180V178H130ZM158 176V177H157ZM168 176V177H167ZM208 176V177H207ZM211 176V177H210ZM222 176H224V178H222ZM120 177V178H121ZM148 177H150V178H148ZM163 177V178H162ZM219 177V178H218ZM119 178V177H118ZM160 178V179H159ZM170 180H169V179ZM207 178V179H206ZM158 179V180H157ZM191 179V180H190ZM214 179V180H213ZM224 179V180H223ZM7 180V181H6ZM8 180H9V182H8ZM164 180H165V182H164ZM167 180V181H166ZM185 180V181H184ZM10 179H1L0 180V184H3V185H5L4 187H5V192H7L8 193V191H6V189H7V187H9L10 185L12 186L13 185V187L15 186L14 184H13V182H11L10 183ZM161 181V182H160ZM138 182H137V185H140V184H138ZM160 182V183H159ZM194 182L195 184H197V186L195 187V184L192 183ZM213 182V183H212ZM223 182V183H222ZM6 183H8V185L6 184ZM153 183V184H152ZM210 183H211V185H210ZM215 183V184H214ZM151 184V185H150ZM180 184H181V186H180ZM136 185V184H135ZM136 185V186H137ZM169 185V186H168ZM178 185L181 187H178ZM183 185H184V187H183ZM177 186V187H176ZM201 186V187H200ZM208 186H209V190H206L207 192H205V189L207 188L208 189ZM215 186V187H214ZM10 188V193H12L13 192V194H15V193H17L18 191V193H20V194H22V195H24V193L22 192V191H20V190H18V191H16V189L15 188ZM139 187V186H138ZM159 187V188H158ZM166 187V188H165ZM195 187V188H194ZM213 187V188H212ZM204 188V189H203ZM216 190H215V189ZM12 189V190H11ZM140 189V188H139ZM159 189V190H158ZM162 189V190H161ZM182 189V190H181ZM195 189V190H194ZM200 189V190H199ZM202 189V190H201ZM8 190H9V188H8ZM14 190V191H13ZM151 190V191H150ZM157 190V191H156ZM164 190V191H163ZM180 192H179V191ZM184 190V191H183ZM141 191V192H140ZM145 191V192H144ZM155 191V192H154ZM160 191V192H159ZM214 191H217L216 192V194L214 193L213 194V192ZM133 192V191H132ZM131 192V193H132ZM137 192V191H136ZM153 192V193H152ZM10 193H8V194H10ZM17 193V195L19 196L20 194H18ZM134 193V192H133ZM132 193V194H133ZM155 193V194H154ZM219 193V194H218ZM139 194H135V195H137V196H139ZM161 194V195H160ZM178 194H179V197H177L178 196ZM180 194H182V195H180ZM209 194V195H208ZM223 194V195H222ZM134 195V196H135ZM152 195V196H151ZM156 195H158V196H156ZM171 195V196H170ZM187 195V196H186ZM205 195H208V196H205ZM222 195V196H221ZM154 196V197H153ZM156 197V198H155ZM208 197V200L210 201L211 199ZM257 197V198H256ZM140 198V197H139ZM168 198V199H167ZM170 198H171V200H170ZM175 200H177V201H175ZM205 198V199H204ZM153 199V200H152ZM160 199V200H159ZM162 199V200H161ZM180 199H181V201H180ZM184 199V200H183ZM202 199H204V200H202ZM250 199V200H251ZM207 200V201H208ZM255 200H257V201H255ZM141 201V203H143ZM201 201H204V202H201ZM209 201H208V203H209ZM224 201V200H223ZM255 201V202H254ZM176 202V203H175ZM198 203V204H197ZM152 204V205H151ZM204 204V205H203ZM205 204H207L206 206H205ZM161 205V206H160ZM163 205V206H162ZM171 205V206H170ZM225 205V206H224ZM61 206V207H60ZM60 206H58V210H60V209H63L62 207H68V205H63V204H60ZM153 206V207H152ZM196 208H195V207ZM208 206H210V209H214V210H216L215 212H214V214H213V211L214 210H211L212 211V213H210V211H209V207ZM19 207V206H18ZM75 207V209L73 208V205H72V207H71V205L69 206V208H67V209H63V211L62 210H60L61 211V214L63 213L64 215H62V218L64 219V218H67L66 220H73V219H75L76 217H78L79 215L82 217L83 216V211H84V207L83 206H79V207H77V206H74ZM83 207V208H82ZM159 207H161V208H159ZM163 207V208H162ZM176 207L178 208V209H176ZM223 207V208H222ZM72 208V209H71ZM81 208V209H80ZM150 208V209H149ZM156 208H158V210L156 211L155 209ZM172 208V209H171ZM180 208H181V210H180ZM189 208H190V211H189ZM193 208V209H192ZM194 208H195V210H194ZM220 208V209H219ZM15 209H17V208H15ZM77 209H78V213H77ZM166 209V210H165ZM230 209V210H229ZM257 209V210H256ZM68 210H69V212H68ZM75 210H76V212H75ZM80 210V211H79ZM155 210V211H154ZM177 211V213H175L174 211ZM199 210V211H198ZM222 210H224V213H222L223 211ZM254 210H256L255 212H254ZM71 211H72V213H71ZM82 211V212H81ZM164 211V212H163ZM221 211V212H220ZM249 211V212H248ZM253 213H252V212ZM158 212V213H157ZM163 212V213H162ZM182 212V213H181ZM194 212V213H193ZM227 212V213H226ZM232 212L230 211L229 212V214L231 213L232 214ZM246 212H248V213H246ZM68 213H69V215H68ZM81 213H82V215H81ZM151 213H154V214H151ZM166 214L167 215V217H169L168 218V220H167V222L165 223V227H166V229L167 230H169V232H171L173 235H177V236H180V237H182V239H183V247L182 248H179V249H175L176 250V252L177 253H179L180 254V256L181 257H176V256H173V255H171L169 252H168V250H167V248L166 247H164L165 246V243H164V241H163V238L160 236V233H159V231H158V229H157V227H156V221H155V218H153V217H155L156 215H158V216H160V215H162V214ZM175 213V214H174ZM200 214L201 213V215H199V217L197 216V214ZM208 213V214H207ZM210 213V214H209ZM217 213V214H216ZM252 213V214H251ZM76 214H77V216H76ZM177 214V215H176ZM192 214H193V216H192ZM68 215V216H67ZM71 215V216H70ZM166 215H164V216H166ZM174 215H176V216H174ZM182 215V216H181ZM184 215V216H183ZM212 215H214V216H212ZM221 215V216H220ZM48 216V215H47ZM153 216V217H152ZM201 216V217H200ZM216 216V217H215ZM250 216V217H249ZM16 217V216H15ZM68 217H69V219H68ZM70 217L72 218L73 217V219H70ZM175 217V218H174ZM178 217H180V219L178 218ZM203 217V218H202ZM26 218V219H25ZM25 218H21V220L19 219V221H15L14 219H13V221H15V222H13V221H11V218H4V219H1L0 220V224H1V233H0V264H11L12 263V261L13 262H15V263H17L18 261H19V263H17V264H24V263H26V262H28L27 260H30V259H35V261H36V264L38 263V264H60L61 263V261H62V263L61 264H83V262H84V264H109V257L107 256L108 254H107V249L106 248H104L103 246L102 247H100L101 246V239L102 238H99V237H101L102 235V233H104L106 230L105 229H108V228H110V227H112V226H115L117 223H118V219H117V217L115 218L114 217V219L112 220L111 218H113V217H108L109 219H107V218H97V217H92L91 218V220H89V219H86V224H84L85 222H82L83 224V226L86 228L85 229V234L87 235H85V234H83L84 236H82V238L83 239H81L82 241L80 242V244L78 245V248L76 247L75 248V250H73L75 253L73 254V251L71 252V254H73L72 256L69 254L67 257H65V250H67V248L66 247H64V245L60 242V238H59V236L57 235V233H55L54 231H52L53 232V235H51L52 234V232H50L49 233V237L47 238V240H46V242H44L43 244H42V246H40V247H38V248H33V247H31V242H32V232H35V230H37L38 228H37V226H36V222L34 221V219H31V218H29V216H27V217H25ZM95 219V220H93V222H92V219ZM150 218H152V219H150ZM212 218V219H213ZM45 219H47V218H44V221H45ZM99 219H100V221H99ZM107 219V220H106ZM115 219H116V221H115ZM171 219V220H170ZM174 219V220H173ZM176 219V220H175ZM182 219V220H181ZM206 220V223L208 222V226H204V225H207L206 223L204 224V222L205 221H203V220ZM24 220V221H23ZM31 220L32 222H29V221ZM98 220V221H97ZM105 220V221H104ZM185 220V221H184ZM5 221V222H4ZM6 221H7V223H6ZM50 220L49 219H47L44 223V225H46L47 226V224H48V226L51 224V222H49ZM90 221V222H89ZM113 221V222H112ZM170 221H172V222H170ZM210 221H211V219H210ZM26 222V223H25ZM88 222V223H87ZM92 222V223H91ZM97 222V223H96ZM98 222H100V223H98ZM111 222V223H110ZM201 222V223H200ZM240 222V223H239ZM13 223H15L14 224V226L15 227H17V229L13 226ZM17 223H19V224H17ZM24 223V224H23ZM40 224L42 223V222H39ZM39 223H38V226H39ZM238 225H237V224ZM10 224H11V226H13L12 227V230H11V226H10ZM93 224H94V226H93ZM112 224V225H111ZM175 224V225H174ZM177 224V225H176ZM188 224V225H187ZM203 224V225H202ZM236 225V226H234V225ZM242 224V225H243ZM6 225V226H5ZM30 225V226H29ZM90 225V227H88ZM92 225V226H91ZM96 225V226H95ZM99 225V226H98ZM172 225H174V226H176V228L174 227V226H172ZM185 225V226H184ZM195 225V226H194ZM198 227H197V226ZM5 226V227H4ZM190 228H189V227ZM194 226V227H193ZM234 226V227H233ZM25 227H27V228H25ZM33 227V228H32ZM104 227H105V229H104ZM175 229H174V228ZM178 227V228H177ZM184 227H188V229H190V232L192 233V235L193 234H195L194 236H192L191 237V235L189 236L188 235V233H186V231L188 232L189 230L188 229H186V228H184ZM200 227V228H199ZM30 228V229H29ZM89 228H92V230L91 229H89ZM95 228V229H94ZM103 228V229H102ZM196 228V229H195ZM229 228H233L231 231H230V229ZM33 229V230H32ZM173 229V230H172ZM179 229V230H178ZM183 229V230H182ZM198 229H200V230H198ZM221 229L222 230H224V231H221ZM87 230H89L88 232H89V234H88V232H87ZM96 230V231H95ZM103 230V231H102ZM195 230V231H194ZM200 233V236H199V233L197 232V231ZM216 230V231H215ZM218 230H220V231H218ZM229 231V233H228V231ZM8 231H11V232H8ZM26 231V232H25ZM29 231V232H28ZM91 231H93V232H91ZM99 231L101 232L100 233V235L99 234H95V233H99ZM5 232H7L6 234H5V236H4V233ZM17 232V233H16ZM23 232V233H22ZM25 232V233H24ZM28 232V233H27ZM185 232V233H184ZM189 232V233H190ZM195 232V233H194ZM228 233V234H226L225 236H224V233ZM30 233V234H29ZM54 233H55V235H54ZM157 233V234H156ZM176 233V234H175ZM180 233V234H179ZM190 233V234H191ZM214 233V234H213ZM17 234H19V235H17ZM24 234V236H22ZM182 234V235H181ZM7 235V236H6ZM17 235V236H16ZM99 237H98V236ZM206 235H208L207 233L204 235V237L206 236ZM221 235V236H220ZM2 236H4V238H2ZM21 236H22V238H21ZM27 236V237H26ZM52 236H53V238H52ZM58 236V237H57ZM159 236V237H158ZM188 236V237H187ZM231 237V243H230V237ZM262 236V237H261ZM31 237V238H30ZM86 238V240H85V238ZM184 237V238H183ZM207 237V236H206ZM256 237V238H255ZM14 238V239H13ZM15 238H16V240H15ZM29 238H30V240H29ZM186 238V239H185ZM208 238V237H207ZM258 238V239H257ZM26 239H28V240H26ZM152 239V238H151ZM217 239V240H216ZM257 241V242H255V244H253V245H251L252 243L251 242H254L255 240ZM11 240V241H10ZM25 240V241H24ZM216 240V241H215ZM233 240V241H232ZM253 240V241H252ZM261 240H262V242H261ZM58 243V244H60V246H58V244L56 243V242ZM185 241V242H184ZM54 242V243H53ZM93 242V243H92ZM154 242V243H155ZM230 244H228V243ZM237 243V245H236V243ZM250 242V243H249ZM92 243V244H91ZM261 243V244H260ZM17 244V245H16ZM53 244V245H52ZM85 244V245H84ZM93 244H99L98 246L96 245H93ZM153 244V243H152ZM235 246H234V245ZM246 244V245H245ZM10 245V246H9ZM21 245V248L19 247ZM23 245V246H22ZM24 245H26V247H30L28 250H27V248H25V246ZM28 245V246H27ZM55 245H57L58 247H60V248H55ZM62 245V246H61ZM82 245V247H80ZM203 245L205 246V247H203ZM248 245V246H247ZM260 245V246H259ZM264 245V244H263ZM262 245V249H264V246ZM7 246V248H5ZM16 246V247H15ZM85 248H84V247ZM154 246V245H153ZM227 246H229L228 248H227ZM247 246V247H246ZM23 247V248H22ZM80 247V248H79ZM94 248V250L92 249V248ZM189 247H190V249H189ZM202 247V248H201ZM208 247V248H207ZM227 249H229V250H227ZM233 247H235V248H233ZM249 247V248H248ZM255 247H256V249H255ZM18 248V249H17ZM64 249V251H61V250H63ZM83 248V249H82ZM91 248V249H90ZM96 248V249H95ZM204 248V249H203ZM207 248V249H206ZM225 248V250H223ZM245 248H247L248 249V251H249V249L251 250V251H249V253L247 252V249H245ZM252 248V249H251ZM254 248V249H253ZM5 249V250H4ZM9 249V250H8ZM14 249V250H13ZM82 249V250H81ZM12 250V251H11ZM21 250V251H20ZM30 250V251H29ZM79 250V251H78ZM102 250H103V252H102ZM204 250V251H203ZM245 250V254L247 255V253H248V255H249V257H250V259H249V257L248 256H246L245 254H244V256H243V253H242V251H244ZM8 251V253H6ZM23 251H25V252H23ZM54 251H56V252H54ZM61 251V252H60ZM78 251V252H77ZM96 251V252H95ZM165 251V252H164ZM213 251V252H212ZM217 251V252H216ZM225 251V252H224ZM255 251H257V252H254ZM10 252H11V255H10ZM12 252H15V253H12ZM21 252H22V254H21ZM28 252V253H27ZM95 252V253H94ZM213 254H212V253ZM216 252V253H215ZM252 252V253H251ZM6 253V254H5ZM24 253V254H23ZM26 253V254H25ZM33 253V254H32ZM58 255H57V254ZM90 253V254H89ZM224 253V254H223ZM242 254V256H240V254ZM19 254H20V256H19ZM37 254V255H36ZM53 254H55V255H53ZM211 254V255H210ZM253 254V255H252ZM254 254H257L256 256L254 255ZM258 254H260V256L258 255ZM2 255V256H1ZM12 255H15L14 257L12 256ZM33 255V256H32ZM56 255L58 256V257H60V258H56ZM61 255V256H60ZM95 255V256H94ZM4 256V257H3ZM23 256V257H22ZM31 256V257H30ZM71 256V257H70ZM107 256V257H106ZM252 256H253V258H252ZM262 256H263V258H262ZM12 257V258H11ZM25 257H27V258H25ZM36 257H37V259H36ZM55 258V260H53L54 258ZM101 257V258H100ZM162 257H160L158 260L159 261H161V258ZM193 257H195L194 259H193ZM242 257L244 258V259H242ZM245 257L247 258V259H245ZM258 257L260 258V259H258ZM14 258V259H13ZM16 258H17V261H15L16 260ZM19 258V259H18ZM62 258H65L64 259V261H63V259ZM68 258H69V260H68ZM170 258V259H169ZM207 258H208V260H207ZM255 258V259H254ZM40 259H42V260H40ZM52 259V260H51ZM67 259V260H66ZM249 259V260H248ZM241 260H243V261H241ZM245 260V261H244ZM22 261H23V263H22ZM51 261V262H50ZM55 261V262H54ZM70 261V262H69ZM101 261V262H100ZM163 261V260H162ZM203 261V262H202ZM247 261V262H246ZM258 261H260V262H258ZM58 262H60V263H58ZM108 262V263H107ZM164 262V261H163ZM166 262V263H167ZM194 262H196V263H194ZM205 262V263H204ZM238 262V263H237ZM250 262V263H249ZM14 263V264H15ZM168 263V264H169ZM13 264V263H12Z\"/></svg>",
    "mask_w": 264,
    "mask_h": 264
},
{
    "label": "bare ground",
    "instance_id": "obj_2",
    "mask_svg": "<svg viewBox=\"0 0 264 264\" xmlns=\"http://www.w3.org/2000/svg\"><path fill=\"white\" fill-rule=\"evenodd\" d=\"M4 1V0H3ZM9 1V0H8ZM18 1H20V0H18ZM27 1V0H26ZM36 1H41L42 2V4L45 6V7H48V9H49V16L47 15L46 16V18L45 19H43V20H35L34 18H36V17H32L33 18V20H31L32 18H30V19H28V21L29 22H25V24L26 25H24L23 26V33L22 34H20L19 33V36L21 35V37L19 38V36H18V32H16L17 33V36L18 37H16V35H15V37L16 38H18V44H19V46H23V47H27V49L29 50V48H31L32 49V52L28 55V56H26V57H24L23 59H21L20 60V62L17 64L16 62V65H15V63H14V65L15 66H13V64H10L9 66H1L0 65V78H2V77H4V76H6L7 77V75H9L10 73H12V71H14V74H15V68H17V67H24V68H27L30 72L28 73L29 74V79L30 80H32V78H35L37 75H38V70H40V72L41 73H44L45 72V74H47V77H48V80L49 81H51V80H54V82L56 83V84H54V82L53 81H51V82H53V86L54 85H57V86H59V87H61L63 90H65L66 92H68V93H70L69 95L71 96V94H75V95H78V98L79 97H81V98H84V101H85V97L87 98V97H91L92 95H95V96H98V95H100L102 92H104L105 93V91L106 90H108V91H113V94H114V91L115 90H117V91H123V94L124 95H122V92H119V94L118 95H120V93H121V96H124L125 97V95H126V97L128 98V96L127 95H129L128 94V92H132V90H130V91H127L126 92V90H127V87L129 86V84L131 83V81H132V77H131V75H133L132 74V71H133V73H134V70H133V68L132 67H130V63H129V66L128 67H130V70H131V68H132V71L131 72H129L130 70H129V68L128 69H124L123 70V68L121 67V65L123 66V67H125V66H127L128 64H126L125 66L123 65V64H125L126 62V59L127 58H125V61L123 60V58L121 59V62L122 61H124L123 62V64L121 63V64H119V63H117L116 62V60H118V56L116 57L115 55H114V53L110 50V48L109 47H100V48H97V47H92V46H90L89 44H90V42L92 41L91 40V37H92V35H91V32L94 30L93 28L94 27H96V25H95V22L97 23V25L99 26V22H98V20L100 21V19L103 17V15H102V17H100V15H101V13L104 11V16H106L108 19H109V15H108V13H106V15H105V10H108V9H110L111 7H110V3H111V6H114V4H116L117 5V0L116 1H114V3H112V1L110 2V0H107V2L105 1V0H36ZM130 1V0H129ZM139 1V0H138ZM148 1V0H147ZM146 0H145V2H147ZM163 1V0H162ZM175 1V0H174ZM183 1V0H182ZM195 1H197V0H195ZM116 2V3H115ZM119 2H120V0H119ZM118 2V3H119ZM149 2V1H148ZM191 2H194V0H192ZM224 2V1H223ZM3 3V2H2ZM12 3V2H11ZM24 3V2H23ZM22 3V4H23ZM34 3V2H33ZM129 3V2H128ZM138 3V2H137ZM142 2H140V4H141ZM178 3V2H177ZM207 3V1L205 2V4ZM226 3V2H225ZM4 4H5V2H4ZM21 4V5H22ZM30 4V3H29ZM124 4V3H123ZM136 4V3H135ZM172 4V3H171ZM176 4V3H175ZM185 4V3H184ZM210 4V3H209ZM224 4V3H223ZM222 4V5H223ZM6 5V4H5ZM16 5V4H15ZM133 5V4H132ZM7 6V5H6ZM23 6V5H22ZM24 6H25V3H24ZM27 6V5H26ZM31 6V5H30ZM37 6V5H36ZM40 6V5H39ZM119 6H120V4L118 5V6H116L118 9H119ZM125 6V5H124ZM155 6V3H153L152 5H151V8H149V6H148V4H147V6L146 5H139V3L137 4V5H135V7L134 6H130L132 9V11H133V15H131V16H134V18H138L139 19V21L141 20V22L143 21V22H146V23H143V25L145 24V25H147L148 24V22L150 23V22H152L153 21V19H152V21H151V15H152V13H154L153 11L155 10V9H153L152 7H154ZM163 6V5H162ZM166 6V5H165ZM168 6V5H167ZM171 6V5H170ZM179 6V5H178ZM217 6V5H216ZM216 6H215V8H216ZM223 6H225L227 9L226 10H228V12L226 13L227 15L224 17V18H222V19H219V17H218V19L219 20H217V21H213V22H209V23H212V25H211V27H212V29L214 30V34H216L217 35V39H219L220 40V38L222 39V38H241V41H242V39H244V38H247L251 33H250V31L252 30V29H257V31H258V29H259V31L260 30H262L261 32L263 33L264 32V0H228V2L226 3V5H223ZM17 7V6H16ZM29 7V6H28ZM33 7V6H32ZM38 7V6H37ZM45 7L43 8L44 9V11H45ZM110 7V8H109ZM39 8V7H38ZM108 8V9H107ZM114 8H115V6H114ZM114 8H111V9H114ZM117 8L116 9H114L113 10V12H112V10H108L109 12H111V13H114V14H116L115 16H114V14H111V15H113L114 17H117L118 18V15H117ZM124 8V7H123ZM128 8H129V6H128ZM224 8V7H223ZM16 9V8H15ZM14 9V10H15ZM40 9H41V7H40ZM43 9H42V11H43ZM13 10V12H15ZM24 10V9H23ZM117 10V11H116ZM127 10V9H126ZM164 10V9H163ZM200 10V9H199ZM223 10V9H222ZM10 11V10H9ZM47 11V10H46ZM166 11V10H165ZM21 12H22V8H21ZM24 12V11H23ZM28 12V11H27ZM126 12H129L130 13V11H126ZM125 12V13H126ZM174 12V11H173ZM195 12V11H194ZM199 12V11H198ZM181 13V12H180ZM29 14V13H28ZM48 14V13H47ZM132 14V13H131ZM200 14V13H199ZM204 14H206V13H204ZM203 14V15H204ZM4 15V14H3ZM32 15V14H31ZM110 15V16H111ZM154 15H156L155 13H154ZM153 15V16H154ZM170 15V14H169ZM207 15H209V14H207ZM213 15H215V14H213ZM225 15V14H224ZM223 15V16H224ZM20 16V15H19ZM22 16V15H21ZM113 16L111 17V18H113ZM127 16H128V14H127ZM159 16V15H158ZM165 16V18H167L166 17V15H164ZM198 16V15H197ZM216 16V15H215ZM219 16V15H218ZM222 16V15H221ZM27 17V16H26ZM99 17H100V19H99ZM124 17V16H123ZM129 17V16H128ZM199 17V16H198ZM13 18V17H12ZM104 18V17H103ZM107 18H104V19H107ZM110 18V19H111ZM134 18H132V19H134ZM212 19H213V17H211ZM5 19V18H4ZM16 19V18H15ZM40 19V18H39ZM98 19V20H97ZM156 19V18H155ZM208 19V18H207ZM31 20V21H30ZM113 20H115V19H113ZM202 19L201 18H199V19H196V22H198V21H200V22H202L201 21ZM211 20V19H210ZM209 19H208V21H210ZM12 21V20H11ZM26 21V20H25ZM105 21L106 20H103V23L102 24H104L105 23ZM127 21V20H126ZM133 21H135V19L133 20ZM138 21V22H139ZM163 21V20H162ZM22 22V21H21ZM131 22H132V20H131ZM190 23H192L193 21H189ZM203 22H205L204 20H203ZM203 22H202V25H203ZM23 23V22H22ZM100 23H101V21H100ZM135 23H137V20L135 21ZM195 23V22H194ZM107 24V23H106ZM156 24V23H155ZM157 24H159V22L157 23ZM156 24V25H157ZM186 24V23H185ZM197 24V23H196ZM201 24V23H200ZM23 25V24H22ZM139 25H140V22H139ZM160 25V24H159ZM164 25V24H163ZM168 25V24H167ZM198 25V24H197ZM4 26V25H3ZM13 26V25H12ZM101 26V25H100ZM170 26H172L171 25V23H170ZM191 26H192V24H191ZM194 26V25H193ZM199 26V25H198ZM206 26V25H205ZM8 27H9V24H8ZM7 27V29L6 30H8L9 28ZM20 27H21V25H20ZM109 27V26H108ZM112 27V26H111ZM117 27V26H116ZM150 27V26H149ZM153 27H155V26H153ZM203 27V26H202ZM208 27V26H207ZM211 27H210V29H211ZM1 28H3V27H1ZM137 28V27H136ZM135 28V29H136ZM158 28V27H157ZM164 28V27H163ZM186 28V27H185ZM206 28V27H205ZM12 29V28H11ZM18 29H20L19 27H18ZM97 29H99V28H97ZM207 30H209L208 28H206ZM1 30V29H0ZM193 30V29H192ZM203 30V29H202ZM19 31V30H18ZM21 31H22V28H21ZM20 31V32H21ZM138 31V30H137ZM169 31V30H168ZM173 31V30H172ZM6 32V31H5ZM77 32H78V34H77ZM93 32H96V30L95 31H93ZM136 32V31H135ZM154 32H155V30H154ZM159 32V31H158ZM197 32V31H196ZM253 32V31H252ZM15 33V34H16ZM199 33V32H198ZM197 33V34H198ZM250 33V34H249ZM254 33V32H253ZM8 34V32L6 33V35ZM98 34V33H97ZM100 34V33H99ZM142 34V33H141ZM140 34V35H141ZM163 34V33H162ZM210 34V33H209ZM13 35H14V33H13ZM120 35V34H119ZM118 35V36H119ZM137 35H139V34H137ZM181 35H182V33H181ZM189 35V34H188ZM188 35H186V38H187V36ZM201 34H199V36H200ZM203 35H204V33H203ZM262 35V34H261ZM100 36V35H99ZM115 36V35H114ZM127 36V35H126ZM144 36V35H143ZM148 36H149V34H148ZM162 36V35H161ZM173 36V35H172ZM197 36V35H196ZM251 36V35H250ZM12 37V34H11V36H9V38H11ZM96 37V36H95ZM105 37V36H104ZM141 37V36H140ZM145 37V36H144ZM143 37V38H144ZM171 37V36H170ZM177 37V36H176ZM175 37V38H176ZM207 37V36H206ZM260 37V36H259ZM97 38H98V36H97ZM135 38V37H134ZM142 38V37H141ZM209 38V37H208ZM211 38V37H210ZM254 38V37H253ZM263 39L264 38V36L262 35L261 37H260V39ZM0 39L2 40L3 38H2V36H1V31H0ZM8 39V38H7ZM12 40H14L13 38H11ZM11 39H10V41H11ZM99 39V38H98ZM103 39V38H102ZM121 39V38H120ZM152 39V38H151ZM181 39V38H180ZM235 39L233 40V41H235ZM249 39V38H248ZM261 39V40H262ZM16 40V39H15ZM137 40H138V38H137ZM158 40V39H157ZM166 40V39H165ZM226 40V39H225ZM238 40V39H237ZM261 40H258L257 39V43H260V41ZM115 41V40H114ZM192 41V40H191ZM193 41H194V39H193ZM223 41V40H222ZM232 41V40H231ZM13 42V41H12ZM16 42H17V40H16ZM120 42H122V41H120ZM123 42H124V38H123ZM122 42V43H123ZM127 42V41H126ZM125 42V43H126ZM178 42H179V40H178ZM184 42V41H183ZM199 42V41H198ZM219 42V41H218ZM255 42V41H254ZM3 43V42H2ZM100 43V42H99ZM115 43H117V42H115ZM135 43V42H134ZM175 43V42H174ZM196 43V42H195ZM200 43H202V42H200ZM220 43V42H219ZM226 43V42H225ZM224 43V44H225ZM228 43V42H227ZM237 43V42H236ZM251 43V42H250ZM261 43H263V41H261ZM95 44V43H94ZM105 44V43H104ZM182 44V43H181ZM204 44V43H203ZM222 44V43H221ZM233 44V43H232ZM241 44V43H240ZM248 44V43H247ZM16 45V44H15ZM66 45L69 47H71V49H67L68 47H66ZM133 45V44H132ZM161 45V44H160ZM175 45V44H174ZM180 45V44H179ZM178 45V46H179ZM238 45V44H237ZM237 45H236V47H237ZM101 46V45H100ZM116 46V45H115ZM120 46H121V44H120ZM173 45H171V43L170 42H167V41H164L163 43H162V45H161V47L165 50V59H166V57L167 58H169V59H171V61H175V63L177 64V66H179V67H181V68H185V70H187V69H189V68H192L194 71L195 70H197V71H195V72H199V71H207V72H211V73H215L216 75L217 74H220V75H224L228 70H227V68H226V66H225V64H228L227 63V61H228V58H226V59H224L223 58V60L221 59V57H218L216 54H215V52H214V48H215V43H214V41L213 42H210V43H207V44H205L202 48H200V49H190V51H188L187 53V55H186V57L185 58H181V57H179V55L177 54V52L175 51V47H172ZM183 46V45H182ZM196 46V45H195ZM222 46V45H221ZM225 46V45H224ZM239 46H241V45H239ZM255 46V45H254ZM253 46V47H254ZM260 46V45H259ZM261 46H263L264 47V45H261ZM2 47V46H1ZM129 47V46H128ZM133 47V49L135 48L134 46H132ZM131 47V48H132ZM149 47V46H148ZM159 47V46H158ZM177 47V46H176ZM180 47H181V45H180ZM185 47V46H184ZM190 47V46H189ZM217 47H218V45H217ZM17 48H19V47H17ZM65 48V49H64ZM117 48V47H116ZM238 48V47H237ZM244 48V47H243ZM248 48H250L249 46L247 47V49ZM8 49V48H7ZM11 49H12V47H11ZM136 49H137V46H136ZM138 49H139V47H138ZM236 49V48H235ZM240 49V48H239ZM238 49V50H239ZM264 49V48H263ZM262 49V50H263ZM5 50H6V48H5ZM9 50V49H8ZM20 50V49H19ZM116 50V49H115ZM119 50V49H118ZM135 50V49H134ZM160 50V49H159ZM181 50V49H180ZM234 50V49H233ZM230 51V52H234L235 53V51ZM244 50V49H243ZM250 50H251V48H250ZM250 50H248V51H250ZM254 50V49H253ZM260 50V49H259ZM125 51V50H124ZM136 51V50H135ZM135 51H132V52H135ZM139 51V50H138ZM145 51H146V53H147V50L145 49ZM153 51V50H152ZM156 51V50H155ZM226 51H229V50H226ZM240 51H241V49H240ZM246 51V50H245ZM132 52H131V54H132ZM221 52H222V50H221ZM244 52V51H243ZM247 52V51H246ZM253 52V51H252ZM260 52V51H259ZM7 53V52H6ZM10 53V52H9ZM124 52H122V54H123ZM129 53V52H128ZM128 53L126 54V56L128 55ZM138 52H136V54H137ZM236 53H237V51H236ZM249 53V52H248ZM251 53V52H250ZM19 54V53H18ZM119 54V53H118ZM130 54V53H129ZM135 54V55H136ZM143 54V53H142ZM254 54V53H253ZM20 55V54H19ZM117 55V54H116ZM134 55V54H133ZM233 55V54H232ZM237 55V54H236ZM124 56V55H123ZM125 56V57H126ZM129 56V55H128ZM155 56V55H154ZM163 56V55H162ZM114 57L115 58H117L116 60L114 59ZM122 57V56H121ZM137 58L138 57H141V56H139V55H137L136 56ZM152 57V56H151ZM231 57V56H230ZM251 57V56H250ZM3 58H5V53H3V52H0V61L3 59ZM8 58V57H7ZM128 58H131V57H128ZM145 58V57H144ZM154 58V57H153ZM152 58V59H153ZM243 58H246V57H242L241 59H243ZM254 58V57H253ZM132 59L134 60H139V59H136L135 58V56H134V58L132 57ZM131 59V60H132ZM155 59V58H154ZM240 59V58H239ZM251 59V58H250ZM263 58H261V60H262ZM134 60V61H135ZM143 61H144V59H142ZM225 60H227V61H225ZM230 60V59H229ZM246 60V59H245ZM260 60V62H262ZM4 61V60H3ZM17 61H18V59H17ZM118 61H120V59L118 60ZM155 61L156 60H154L153 62L155 63ZM170 61V62H171ZM226 63H225V62ZM133 62V61H132ZM136 62V61H135ZM138 62V61H137ZM164 62H165V60H164ZM163 62V63H164ZM170 62H167V63H170ZM229 62V61H228ZM232 62V64H233V67H230V68H232L231 69V72H233V74L234 73H236V74H238L237 76H239L240 77V80L238 79V77H236V74L234 75L235 76V84L237 85V88H236V86H235V84H233L234 86H235V88L237 89L236 91H239L238 90V87H240V88H242V89H244V91L246 90L247 92H254V98H255V94H256V92L258 93V92H262V94H256V96L258 97V99L259 100H261V99H264V95H263V90H264V84H262V83H264L263 81L264 80H262V83H259V80H258V82L256 81V79H255V82L253 81L254 80V75H255V73H256V70L257 69H255L254 68V66H256V68H258V64H261V63H259L258 61V64H253L254 66H253V68H248V67H246V68H244L243 69V66L241 67V64L243 63V62H245V61H241V60H238V59H236L235 60V58H232V60H230V62H229V64ZM6 63V62H5ZM127 63H128V61H127ZM134 63V62H133ZM159 63V62H158ZM166 63V65H168ZM247 63H248V61H247ZM262 63H264V62H262ZM4 64V63H3ZM149 64H150V62H149ZM148 64V65H149ZM157 64V63H156ZM156 64H155V66H156ZM151 65H153V64H151ZM151 65H149V66H151ZM161 65V64H160ZM160 65H158V66H160ZM231 65V64H230ZM229 65V66H230ZM250 65H251V63H250ZM264 65V64H263ZM157 66V67H158ZM163 66V65H162ZM228 66V65H227ZM260 66V65H259ZM37 67V68H36ZM164 67V66H163ZM176 67V66H175ZM151 68H155V67H151ZM159 68V67H158ZM262 68V67H261ZM156 69V68H155ZM155 69H154V71H153V69H152V71L153 72H155ZM170 69H174V68H171V66H170ZM260 69V67L258 68V71H260L259 70ZM19 70V69H18ZM25 70V69H24ZM45 70V71H44ZM125 70H127V72H129L131 75H129L128 73V75L131 77L130 79L131 80H129L127 77H125L127 74H126V71ZM190 70V69H189ZM161 71H163V69H160V71L159 72H161ZM176 71H179L178 69L176 70ZM175 71V72H176ZM188 71V70H187ZM186 71V72H187ZM262 72H259V73H256V75H255V77L257 76V74H259V75H261V73H264V69H262L261 70ZM20 72V71H19ZM26 72V71H25ZM164 72V71H163ZM195 72L192 74V70H191V73L190 74H192L193 76H195ZM171 73H173V72H171ZM230 73V72H229ZM13 74V73H12ZM21 74V73H20ZM174 74V73H173ZM172 74V75H173ZM178 74V73H177ZM182 74H184V73H182ZM231 74V73H230ZM230 74H228V75H230ZM167 75H170V73L169 74H167ZM191 75V76H192ZM215 75V76H216ZM227 75V74H226ZM41 76V75H40ZM44 76V75H43ZM151 76H153L152 74H151ZM154 76H155V74H154ZM153 76V77H154ZM205 76H206V74H205ZM14 77V76H13ZM21 77H22V75H21ZM26 77V76H25ZM125 77V78H124ZM136 77H138L137 76V74H136V76H135V78ZM140 77H141V75H140ZM140 77H139V80H140ZM217 77V76H216ZM218 77H219V75H218ZM17 78H18V76H17ZM127 79V80H129V82L127 83V85L125 86V84H123L122 82H124V83H126L125 82V80L124 81H121V79ZM134 78V77H133ZM191 78V77H190ZM224 78V77H223ZM231 78H232V75H231ZM12 79V78H11ZM16 79V78H15ZM19 79H21L22 80V78H19ZM45 79H46V77H45ZM207 79V78H206ZM212 79V78H211ZM215 79V78H214ZM225 79V78H224ZM228 79H229V77H228ZM258 79V78H257ZM261 79H264V75L262 76L261 75V77H260V80ZM28 80V79H27ZM40 80V79H39ZM233 80V79H232ZM239 80V81H238ZM5 81V80H4ZM134 81V80H133ZM133 81H132V84H133ZM135 81H136V79H135ZM209 81V80H208ZM213 81V80H212ZM215 81V80H214ZM218 81V80H217ZM229 81V80H228ZM25 82V81H24ZM140 82H142V80L140 81ZM211 82V81H210ZM226 82V81H225ZM232 82V81H231ZM238 82V83H237ZM257 82V83H256ZM261 82V81H260ZM5 83V82H4ZM13 83V82H12ZM19 83H20V81H19ZM33 83V82H32ZM39 83H41V82H39ZM139 83V82H138ZM218 83V82H217ZM21 84V83H20ZM24 84H26V83H24ZM208 85H209V82L207 83ZM206 84V85H207ZM213 84H215V82L213 83ZM232 84V83H231ZM230 84V85H231ZM5 85H6V83H5ZM142 85H143V83H142ZM145 85V84H144ZM147 85V84H146ZM193 85V84H192ZM201 85V84H200ZM204 85V84H203ZM216 86H217V84H215ZM228 84H227V82H226V88L228 87V88H230L229 86H227ZM18 86V85H17ZM33 86V85H32ZM134 86H135V83H134ZM139 86H140V84H139ZM10 87V86H9ZM56 87V86H55ZM131 87V86H130ZM133 87V86H132ZM148 87V86H147ZM208 87V86H207ZM220 87V86H219ZM223 87V86H222ZM40 88V87H39ZM42 88V87H41ZM141 88V86L139 87V89ZM191 88V87H190ZM203 88H204V86H203ZM206 88V87H205ZM216 88V87H215ZM218 88V87H217ZM216 88V89H217ZM225 88V89H226ZM228 88H227V91H228ZM233 88V87H232ZM5 89V88H4ZM10 89V88H9ZM16 89H18V87L16 88ZM15 89V90H16ZM148 89V88H147ZM149 89H152V86H151V88L149 87ZM154 89V88H153ZM194 89H196V88H194ZM211 89H214L213 88V85H212V88H210V87H208V90H211ZM6 90V89H5ZM28 90V89H27ZM54 90V89H53ZM128 90H129V88H128ZM141 90H142V88H141ZM234 90V89H233ZM14 91V90H13ZM17 91V90H16ZM32 91V90H31ZM50 91V90H49ZM52 91V90H51ZM50 91V92H51ZM138 91V90H137ZM136 91V92H137ZM155 91V90H154ZM186 91V90H185ZM184 91V93H187V92H185ZM187 91H188V89H187ZM214 91H216V90H214ZM235 91V90H234ZM243 91V90H242ZM243 91V92H244ZM246 91H245V93H246ZM12 92V91H11ZM15 92V91H14ZM13 92V93H14ZM43 92V91H42ZM142 92V91H141ZM140 92V93H141ZM148 92L150 93V91L148 90ZM152 92V91H151ZM182 92H183V90H182ZM201 92V91H200ZM205 92H206V90H205ZM30 93V92H29ZM65 93V92H64ZM116 93V92H115ZM127 93V94H126ZM134 92H132V94H133ZM145 93V92H144ZM177 93V92H176ZM183 93V94H184ZM195 93V92H194ZM227 93V92H226ZM230 93V92H229ZM249 93V94H250ZM43 94V93H42ZM45 94V93H44ZM43 94V95H44ZM112 94V95H113ZM137 94V93H136ZM138 94H139V92H138ZM156 94V93H155ZM163 93H161L160 95H162ZM175 94V92H173V95ZM179 94H181V93H179ZM189 93H187V95H188ZM191 94V93H190ZM201 94H202V92H201ZM208 94V93H207ZM219 94V93H218ZM217 94V95H218ZM224 94V93H223ZM240 94H241V92H240ZM244 94V93H243ZM247 94V93H246ZM246 94H244V95H246ZM38 95H40V94H38ZM64 95V94H63ZM109 95H110V93H109ZM111 95V96H112ZM117 95V94H116ZM164 95V94H163ZM166 95V94H165ZM185 95V94H184ZM193 95V94H192ZM200 95V94H199ZM212 95H214V94H212ZM258 95H260V96H262V97H259ZM25 96V95H24ZM24 96H20V97H18L19 99L21 98H24ZM41 96V95H40ZM100 96H102V95H100ZM105 96V95H104ZM104 96H102V97H104ZM107 96V95H106ZM120 96V97H121ZM144 96V95H143ZM148 96V95H147ZM151 96V95H150ZM154 96H156V95H154ZM170 97V95H167V97ZM175 96H178L177 94L175 95ZM198 96V95H197ZM203 96V95H202ZM208 96V95H207ZM206 96V97H207ZM239 97H240V95H238ZM250 96V98H251V95H248L247 94V99H248V97ZM68 97V96H67ZM66 97V98H67ZM93 97V96H92ZM107 97H109V96H107ZM123 97V99H125ZM141 97V96H140ZM158 97V96H157ZM164 97V96H163ZM166 97V96H165ZM186 97V96H185ZM191 97V96H190ZM199 98H200V96H198ZM213 97V96H212ZM234 97H236V96H234ZM9 98V97H8ZM8 98H6V99H8ZM17 98V99H18ZM40 98V97H39ZM70 98H72V97H70ZM78 98H74L75 100H78ZM96 99L98 98V97H95ZM95 98H92V99H95ZM106 98V97H105ZM112 98V97H111ZM114 98V97H113ZM117 99V105H116V107L118 106V104L120 105L121 103L120 102H118L119 101V98L118 97H116ZM130 98V97H129ZM138 98H139V95H138ZM137 98V99H138ZM142 98V97H141ZM152 98H154V97H152ZM171 98H172V95H171ZM173 98H174V96H173ZM178 97H176V99H177ZM184 98V97H183ZM238 98V97H237ZM242 97H240L239 99H240V102L239 103H241V102H243V99H241ZM243 98H244V96H243ZM0 99H1V97H0ZM4 99H5V97H4ZM12 99V98H11ZM18 99V100H19ZM64 99H65V97H64ZM95 99V100H96ZM121 99V98H120ZM134 99H135V97H134ZM145 99V98H144ZM151 99V98H150ZM176 99H174V100H176ZM186 99V98H185ZM214 99V98H213ZM226 99V98H225ZM224 99V100H225ZM236 99V98H235ZM38 100V99H37ZM58 100V99H57ZM66 101H63V103H67V100H68V98L67 99H65ZM71 100V99H70ZM90 100H91V98H90ZM95 100H94V102H95ZM100 100V99H99ZM126 100V99H125ZM127 100H129V99H127ZM136 100V99H135ZM134 100V101H135ZM164 100V99H163ZM189 100H190V98H189ZM195 100H199L198 98H196ZM203 100L204 99H202L200 102L202 103L203 102ZM212 100V99H211ZM237 101H235V100H233V101H235V102H237L238 103V99H236ZM246 100V99H245ZM244 100V102H246L245 104H252L253 103V101L251 102V101H245ZM249 100V99H248ZM252 100H254V99H252ZM13 101V100H12ZM79 101V100H78ZM87 101V100H86ZM92 101V100H91ZM115 101V100H114ZM122 101H124V100H122ZM121 101V102H122ZM147 101V100H146ZM149 101V100H148ZM151 101V100H150ZM159 101V100H158ZM165 101V100H164ZM214 101V100H213ZM232 101V100H231ZM230 100L228 101V102H230L231 104H233L234 102H231ZM258 101V100H257ZM8 102V101H7ZM42 102V101H41ZM74 102V101H73ZM87 102H89V101H87ZM97 102V101H96ZM100 102V101H99ZM132 102V101H131ZM131 102H130V104H131ZM137 102V101H136ZM139 102H140V100H139ZM143 102V101H142ZM156 102V101H155ZM170 102V101H169ZM175 102V101H174ZM173 102V103H174ZM180 102V101H179ZM194 102V101H193ZM192 102V103H193ZM228 102H227V104H228ZM251 102V103H250ZM255 102H256V100H255ZM261 103H262V100L260 101ZM259 102V105L258 106H256L257 104H255V103H253L254 104V106H256V110H254V106L252 105L251 107L249 106V105H247V107L246 108H248V109H250V115H251V113H252V117H253V115H256V114H258V111H259V113H262V115H263V117H262V119L264 118V103H260ZM263 102H264V100H263ZM1 103V102H0ZM9 103H11V102H9ZM47 103V102H46ZM62 103V104H63ZM103 103H105V102H103ZM129 103V102H128ZM133 103V102H132ZM135 103V102H134ZM160 103V102H159ZM159 103H157V104H159ZM168 103V102H167ZM186 103V102H185ZM229 103V104H230ZM16 104V103H15ZM71 103H67V105H70ZM77 104V103H76ZM76 104H73V105H70V106H74V105H76ZM86 104V103H85ZM92 104V103H91ZM101 104V103H100ZM142 104V103H141ZM176 104H177V100H176ZM188 104V103H187ZM228 104V105H229ZM245 104H243V106H245ZM4 105H6V107H7V104H5L4 103ZM12 105V104H11ZM45 105V104H44ZM58 105H60V104H58ZM66 105V104H65ZM99 105V104H98ZM105 105V104H104ZM103 105V106H104ZM108 105H110V104H108ZM139 105V104H138ZM137 105V106H138ZM161 105V104H160ZM169 105V104H168ZM183 105V104H182ZM236 104L234 103V105L233 106H235ZM8 106H10V105H8ZM13 106H14V104H13ZM12 106V107H13ZM64 106V105H63ZM70 106H67V108H69ZM76 106H78V108L81 106V103L78 105H76ZM107 106V105H106ZM121 106V105H120ZM123 106H128V105H126V103H125V105H123ZM131 106L132 105H130V108H131ZM181 106V105H180ZM202 106V105H201ZM213 106H216V105H213ZM212 106V107H213ZM233 106H231L230 108L232 109V107ZM239 106V105H238ZM259 106H260V109H259ZM41 107V106H40ZM54 107V106H53ZM82 107V106H81ZM86 107H87V105H86ZM105 107V106H104ZM108 107V106H107ZM110 107V106H109ZM115 107V108H116ZM171 107V106H170ZM242 107V106H241ZM253 107V108H252ZM72 108V107H71ZM74 108V107H73ZM92 108V107H91ZM149 108V107H148ZM185 108V107H184ZM245 108V107H244ZM12 109V108H11ZM10 109V110H11ZM14 109V108H13ZM13 109H12V111H11V116L10 117H12V116H14V115H16V114H13L12 115V112H13ZM50 108H48V110H49ZM75 109V108H74ZM93 109H94V107H93ZM99 109V108H98ZM101 109H105V111H104V113H106L107 112V109L106 108H101ZM109 109V108H108ZM111 109V108H110ZM114 109V108H113ZM118 109H120V108H118ZM122 109V110H121ZM120 110L121 111H123V109H125V107H123V108H121ZM129 108H127V110H128ZM133 109H134V107H133ZM136 109V108H135ZM134 109V110H135ZM180 109H182V107H180ZM210 109V108H209ZM233 109H235V108H233ZM232 109V110H233ZM252 109H253V111H252ZM19 110V112H18V120H17V122H22V123H24V122H26L27 124H28V127L26 128V129H24V128H22L21 126H15V125H13L11 122H8V121H5V120H3V119H5V118H1L0 119V146L9 138V139H13L14 141H16L18 144H19V142L20 143H24L25 141H27V139L30 137V136H32V135H34V134H45V135H47V137H46V148H44V150H46V160L44 161V163L43 164H41L42 166H39L40 164H37L36 162V164L37 165H35V163H34V165L36 166V167H27V168H24V166H25V164H24V166H23V168H22V166H21V168L22 169H11V170H8V171H6V170H3V169H1V165H2V163L4 162V160H3V162H1V158H0V180L1 179H10L11 181H10V183L11 182H13V184L15 185L14 187H13V185L11 186H9L8 185V183H6L9 187H7V189H6V191H8V193H10L9 191H10V188H15L16 189V191H18V190H20V191H22L23 193H24V195H22V194H20V193H18V194H20L19 196L17 195V193H15V194H13V192L12 193H10V194H8L7 192H5V185H3V184H0V220L1 219H4V218H11V221H13V219L15 220V221H19V219L21 220V218H25V217H27V216H29V218H31V219H34V221L37 223L36 224V226H37V230H35V232H32V242H31V247H33V248H38V247H40V246H42V244L44 243V242H46V240H47V238L49 237V233L50 232H52V231H54L55 233H57V235L59 236V238H60V242L64 245V247H66L67 248V250H65L66 252H65V257H67L69 254L72 256L75 252L73 251V250H75V248L77 247L78 248V245L80 244V242L82 241L81 239H83L82 238V236H84L83 234H85L86 232H85V225L84 224H86V219H89V220H91V218L92 217H99V218H107V219H109L108 217H113V218H111L112 220L114 219V217L116 218L117 217V219H118V223L115 225V226H112V227H110V228H108V229H105V227H104V229L106 230L104 233H102L101 235V237H99L98 235V237L99 238H102L101 239V246L99 245V244H93V245H99L100 247H104V248H106L107 249V256L109 257V264H168L169 262H167L166 260H164L163 259V257L162 256H160V257H162L161 258V261H159L160 259V257H159V255H160V253H159V250H158V248H156V246L157 245H155L156 244V242L155 241H152V240H154L153 239V237H151L152 235H150V233H149V226H148V221L146 220V218L144 217V214H143V209H145V203H144V201L146 202V200H144L143 198H145V197H141V195L138 193V190H144L143 188H141V185H142V183H140V182H138V181H140V179L135 175V176H133L132 174H131V176H133V178H138V181H136V183H134L133 184V182L132 181H129V178H128V176H124V177H121V176H119V175H121V174H119L118 173V170L117 169H112V170H104V169H95V170H90L89 172L87 171V173L85 172V168L86 167H84V169H83V166H87V165H93V163H94V160L95 159H98V158H100V157H103V156H105L106 157V155L107 154H111L112 153V155H114V157H119V153H124V152H126L127 151V149L125 148V147H127L125 144H127V142L126 143H124V147H123V142H125L126 140V138H127V136H125V135H130V133H131V130L130 129H128L127 128V125L128 124H126V126H125V124L123 125V126H125L126 127V129H128V132H124L120 127H119V130H121L120 132H124L123 134H124V136H125V139H123L122 140V138H121V136H122V134L121 135H119V138H117V139H115V138H113L112 137V132H107L106 130L108 129V127L106 128V126H107V124H106V126L105 127H103L101 124H103V123H101V121L99 122H97V123H95L94 121H95V118H93L94 119V121L92 122V124H87V125H93L94 123H95V125L92 127V126H89V128H91L90 130H88V126H87V129H86V126H82L81 125V128L82 129H79V127L77 126V125H74L73 127H71V128H67L68 127V125L67 126H64L65 127V129H64V127L62 126V128H61V126L60 127H58L57 128V126H55V128H57V130L55 129L54 131H51V127L49 126L48 127V125H47V127L44 125V124H40V123H38V124H40L41 126L43 125V126H45V127H43V128H40V126H37L36 125V119H38L39 117V107H38V104L35 102V101H32V100H29V98L28 99H26L25 101H24V103H23V105L21 104V106H19V109L17 108L16 109V111H18ZM43 110H45V109H43ZM76 110V109H75ZM78 110V109H77ZM87 110V109H86ZM89 110H90V108H89ZM96 110V109H95ZM133 110V111H134ZM176 110V109H175ZM213 110V109H212ZM238 110V109H237ZM244 110H246V109H244ZM70 111V110H69ZM72 111V110H71ZM78 111H80V110H78ZM128 111H130V110H128ZM198 111V110H197ZM221 111V110H220ZM223 111V110H222ZM221 111V112H222ZM262 111V112H261ZM45 112V111H44ZM96 112V111H95ZM102 112V111H101ZM118 111H116V113H117ZM126 112V111H125ZM131 112V111H130ZM141 113L140 114H143L142 113V111H140ZM144 112V111H143ZM178 112V111H177ZM180 112V111H179ZM178 112V113H179ZM206 112V111H205ZM204 112V113H205ZM210 112V111H209ZM226 112V111H225ZM232 112V111H231ZM234 112V111H233ZM236 112V111H235ZM242 112V111H241ZM245 112V114H246V112H247V114H248V110H246V111H244ZM253 112H255L256 114H253ZM47 113V112H46ZM78 113V112H77ZM80 113V112H79ZM108 113V112H107ZM106 113V116L107 115H109V113L107 114ZM114 113V112H113ZM119 113H121V112H119ZM118 113V114H119ZM123 113H124V111H123ZM135 113V112H134ZM171 113H173V112H171ZM170 113V114H171ZM5 114V113H4ZM9 114H10V111H9ZM47 114H49V113H47ZM46 114V115H47ZM91 114V113H90ZM97 114H99V113H97ZM95 115V116H98V115ZM111 110H110V116H111ZM122 114V113H121ZM120 114V115H121ZM184 114V113H183ZM236 114V113H235ZM234 114V115H235ZM242 114H243V112H242ZM245 114H243V116L245 115ZM246 114V116H241V117H239V116H237V117H239L240 118V120L242 121V117L244 118L243 119V122H247V115ZM76 115V114H75ZM78 115V114H77ZM83 115V114H82ZM88 115V114H87ZM100 115H102V113L100 114ZM132 115V114H131ZM179 115V114H178ZM206 115V114H205ZM209 115V114H208ZM7 116H8V114H7ZM7 116H5V117H7ZM17 116V115H16ZM16 116L14 117V118H16ZM41 116V115H40ZM104 116V114L102 115V117ZM115 116V115H114ZM126 116H128L127 114H126ZM134 116V115H133ZM164 116H167V115H164ZM173 116V115H172ZM184 116V115H183ZM182 116V117H183ZM203 116V115H202ZM198 116V115H196V114H193V116L191 117V121H196V122H198L200 125H205L206 126V124H207V122H208V119L205 117V116ZM226 116V115H225ZM259 116H261L260 114L258 115V117ZM1 117V116H0ZM3 117H4V115H3ZM74 117V116H73ZM77 117V116H76ZM79 117H82V116H79ZM116 117H117V115H116ZM115 117V118H116ZM122 117H124V116H122ZM132 117V116H131ZM140 117V116H139ZM141 117H143V116H141ZM140 117V118H141ZM180 117V116H179ZM246 117V118H245ZM255 117V116H254ZM258 117H256L257 118V120H258ZM50 118V117H49ZM91 118V117H90ZM105 118V116L103 117V119ZM126 118V117H125ZM171 118V117H170ZM249 118H250V116H249ZM256 118H254V119H256ZM260 119H261V117H259ZM17 119V118H16ZM48 119V118H47ZM80 119V118H79ZM87 119V118H86ZM92 119V120H93ZM97 119V118H96ZM113 119V118H112ZM121 119V118H120ZM128 119V118H127ZM162 119V118H161ZM188 119V118H187ZM234 119H236V118H234ZM245 119H246V121H245ZM8 120L9 121H11L10 119H9V116H8ZM13 120V119H12ZM40 120V119H39ZM49 120V119H48ZM74 120L75 121H77L78 120V117H77V119H75L74 118ZM91 120V119H90ZM110 120V119H109ZM108 120V121H109ZM124 120V119H123ZM166 121L168 120V119H165ZM165 120L163 121V122H165ZM177 120V119H176ZM182 120H183V118H182ZM237 120V119H236ZM239 120V121H240ZM249 120V119H248ZM251 120V119H250ZM250 120L248 121V122H250ZM253 120V119H252ZM256 120V121H257ZM38 121V120H37ZM42 121H46V119L45 120H42ZM107 121V122H108ZM126 121V120H125ZM133 121V120H132ZM161 120H160V117H158L157 115H154V116H150V118H149V120L147 121V123H146V125H145V127H146V131H145V134L143 135L142 133H141V135H143V139H142V141H140L141 143H140V145H139V147H138V156L141 158V159H149L150 157H151V155L152 154H154V152H157L158 151V149H160V148H164L165 146H167L168 144H170V141H168L166 138H164V135H165V131L163 130V127H162V123L160 122ZM172 121V120H171ZM190 121V122H191ZM255 121V122H256ZM259 121L260 120H258V123H259ZM263 121V120H262ZM40 122H41V120H40ZM110 122V121H109ZM108 122V123H109ZM131 122V121H130ZM182 122V121H181ZM242 122V123H243ZM14 123H16V122H14ZM112 123H114V119H113V121L111 122V125H112ZM125 123H127V122H125ZM129 123V122H128ZM171 123V122H170ZM170 123H168V124H170ZM238 123H240V122H238ZM251 123H252V121H251ZM254 123V122H253ZM264 123V122H263ZM17 124V123H16ZM130 124V123H129ZM134 124V123H133ZM178 124V123H177ZM210 124V123H209ZM209 124H208V127H211V126H209ZM218 124V123H217ZM217 124H216V126H217ZM241 124V123H240ZM250 124V123H249ZM257 123H255V125H256ZM261 124V123H260ZM114 125H115V123H114ZM120 125V124H119ZM122 125V124H121ZM181 125H183V123L181 124ZM181 125H179V126H181ZM193 125V124H192ZM263 125V124H262ZM262 125H260V126H262ZM109 126V125H108ZM117 126V124L115 125V127ZM122 126V127H123ZM131 126H132V124H131ZM131 126H129V127H131ZM170 126V125H169ZM169 126H167V127H169ZM253 126H254V124H253ZM54 127V126H53ZM53 127H52V130H53ZM76 127H78V128H76ZM134 128H135V125L133 126ZM165 127V126H164ZM171 127H172V125H171ZM183 127V126H182ZM47 128H48V130H47ZM67 128V129H66ZM105 128V129H104ZM110 128V127H109ZM188 128V127H187ZM201 128V127H200ZM200 128H199V130H200ZM215 128V127H214ZM260 128V127H259ZM259 128H257V129H259ZM262 128H264L263 126H262ZM46 129V130H45ZM49 129H50V131H49ZM61 129V130H60ZM111 129H113V128H111ZM133 129V128H132ZM143 129V128H142ZM168 129V128H167ZM169 129H170V127H169ZM182 129V128H181ZM209 128H207V131H209L210 132V130H208ZM202 130V129H201ZM212 130V129H211ZM216 130V129H215ZM260 131L262 130L263 131V129H259ZM118 131V130H117ZM136 131V130H135ZM134 131V132H135ZM214 131V130H213ZM226 131V130H225ZM114 132V131H113ZM120 132H119V134H120ZM133 132V131H132ZM133 132V133H134ZM144 132V131H143ZM205 132V131H204ZM255 132H256V128H255ZM255 132H252V134L253 133H255ZM125 133H127V134H125ZM201 133V132H200ZM258 133H260L259 131H258ZM132 134V133H131ZM137 134H138V131H137ZM137 134L135 133L133 136L135 137V136H137ZM189 134V133H188ZM205 134H207V133H205ZM216 134V133H215ZM255 134H257V133H255ZM115 135V134H114ZM113 135V136H114ZM116 135H117V133H116ZM115 135V136H116ZM179 135V134H178ZM214 135V134H213ZM212 135V136H213ZM227 135V134H226ZM229 135V134H228ZM123 136V137H124ZM132 136V135H131ZM184 136H186V135H184ZM188 137L190 136L191 137V135H187ZM232 136V135H231ZM243 136V135H242ZM253 136H255L254 134H253ZM263 136V135H262ZM117 137H118V135H117ZM175 137H176V134H175ZM175 137H173V138H175ZM209 137V136H208ZM228 137H230V136H228ZM264 137V136H263ZM32 138V137H31ZM39 138V137H38ZM177 138V137H176ZM201 138V137H200ZM253 138V137H252ZM8 139V140H9ZM33 139V138H32ZM40 139V138H39ZM118 139H121V141H122V143L121 144H118V143H120V140H119V142L117 143V140ZM139 139V138H138ZM227 139H229V138H227ZM235 139V138H234ZM240 139H242V138H239V140ZM10 140V141H11ZM43 140V139H42ZM115 140H116V143H115ZM125 140V141H124ZM14 141H13V144H14ZM137 141V140H136ZM43 142V141H42ZM138 142V141H137ZM137 142H136V144H137ZM174 142V141H173ZM182 142V141H181ZM192 142H195V141H192ZM227 142V141H226ZM233 142V141H232ZM235 142V141H234ZM234 142H233V144H234ZM243 142V141H242ZM17 143H16V146H17ZM40 143H41V140H40ZM114 143H115V145H114ZM185 143H186V141H185ZM225 143V142H224ZM10 144L11 145H13L11 142H10ZM113 144V146H111ZM182 144V143H181ZM188 144H190V143H188ZM220 144V143H219ZM240 144V143H239ZM116 145H118L117 147H120V148H122V149H119V153H116ZM192 145V144H191ZM264 145V144H263ZM34 146V145H33ZM43 146V145H42ZM183 146V145H182ZM220 146V145H219ZM225 146V145H224ZM255 146V145H254ZM258 146H260V145H258ZM29 147H30V145H29ZM109 147H111V149H112V151L110 152V153H107L108 152V149H109ZM135 147V146H134ZM137 147H136V149H137ZM186 147V146H185ZM255 147H257V146H255ZM8 148V147H7ZM38 149H39V147H37ZM41 148V147H40ZM113 148H115V151L113 150ZM167 148V147H166ZM194 148H196V147H194ZM197 148H198V146H197ZM201 148H202V146H201ZM20 149V148H19ZM33 149V148H32ZM31 149V150H32ZM43 149V148H42ZM41 149V150H42ZM118 149H117V152H118ZM124 149H125V151H124ZM135 149V150H136ZM198 149H200V148H198ZM197 149V150H198ZM212 149V148H211ZM219 149V148H218ZM249 149H250V147H249ZM261 149V148H260ZM263 149V148H262ZM18 150V149H17ZM16 150V151H17ZM30 150V149H29ZM37 150V149H36ZM41 150H39L40 152H41ZM110 150V149H109ZM134 150V149H133ZM132 150V151H133ZM164 150V149H163ZM166 150V149H165ZM175 150H176V148H175ZM187 150V149H186ZM192 150H194V149H192ZM15 151V152H16ZM38 151V150H37ZM116 153V154H113L114 152ZM123 151V152H122ZM131 151V152H132ZM168 151V150H167ZM171 151V150H170ZM207 151V150H206ZM234 151V150H233ZM260 151V150H259ZM22 152H23V150H22ZM136 152V151H135ZM159 152V151H158ZM203 152V151H202ZM208 152V151H207ZM206 152V153H207ZM215 152V151H214ZM219 152V151H218ZM223 152V151H222ZM226 152V151H225ZM237 152V151H236ZM250 152V151H249ZM35 153V152H34ZM42 153V152H41ZM43 153H45V152H43ZM137 153V152H136ZM165 153H167V152H165ZM164 153V154H165ZM182 153H184V152H182ZM195 153V152H194ZM200 153H201V151H200ZM7 154V153H6ZM16 154V153H15ZM21 154V153H20ZM25 154V153H24ZM29 154V153H28ZM156 154V153H155ZM163 154V155H164ZM184 154H186V153H184ZM189 154V153H188ZM205 154V153H204ZM232 154H234V153H232ZM237 154V153H236ZM239 154V153H238ZM19 155V154H18ZM44 155V154H43ZM117 155V156H116ZM122 155V154H121ZM125 155V154H124ZM123 155V156H124ZM132 155V154H131ZM179 155V154H178ZM206 155V154H205ZM208 155H210L209 153H208ZM240 155V154H239ZM254 155V154H253ZM252 155V156H253ZM14 156V155H13ZM26 156H27V154H26ZM109 156V155H108ZM108 156H107V159H108ZM122 156V157H123ZM133 156H135V155H133ZM159 156V155H158ZM171 156V155H170ZM175 156V155H174ZM174 156H172V157H174ZM177 156V155H176ZM181 155H179V157H180ZM6 157V156H5ZM8 157V156H7ZM6 157V158H7ZM11 157V156H10ZM15 157V156H14ZM43 157V156H42ZM137 157V156H136ZM138 157V158H139ZM162 157V156H161ZM160 157V158H161ZM211 157V156H210ZM214 157V156H213ZM217 157H219V156H217ZM12 158V157H11ZM27 158V157H26ZM110 158V157H109ZM111 158H112V156H111ZM178 158V157H177ZM225 158V157H224ZM223 158V159H224ZM238 158V157H237ZM235 159V160H239V158L238 159ZM21 159V158H20ZM23 160H24V158H22ZM115 159V158H114ZM119 159H120V157H119ZM122 159V158H121ZM124 159V158H123ZM123 159H122V161L121 160H118V158L116 159V160H118V161H121L120 162V164L121 163H123ZM150 159H153V158H150ZM156 159H159V157L157 158L156 157ZM214 159V158H213ZM223 159H221V161H224ZM232 161H235V160H233L232 159V157L230 158ZM230 159L228 158V160L230 161ZM241 159V158H240ZM248 159H250V158H248ZM247 159V160H248ZM253 159V158H252ZM256 159V158H255ZM255 159H254V166L256 165V163H255ZM100 160H101V158H100ZM110 160H112V159H109V161ZM115 160V161H116ZM139 160V159H138ZM225 160L226 161H228L227 160V157L225 158ZM242 160H246V159H241V161ZM256 160H258V158L256 159ZM262 160H264V159H262ZM10 161V160H9ZM22 161V160H21ZM105 161V160H104ZM118 161H116L117 163H119ZM216 161V160H215ZM215 161H213V162H215ZM225 161V162H226ZM228 161V162H229ZM232 161H230V163L229 164H231L232 163ZM240 161V162H241ZM252 160H249V166H251L252 165V163H251V165H250V162H251ZM29 162H30V159H29ZM99 162V161H98ZM102 162H103V160H102ZM111 162V161H110ZM114 162V161H113ZM115 162V163H116ZM148 162V161H147ZM150 162V161H149ZM219 162H220V160H219ZM224 162V164H226ZM227 162V163H228ZM237 162V161H236ZM239 162V161H238ZM243 162V161H242ZM242 162H241V164L239 163V165H237V166H239V168L237 169V168H234V167H237V166H235L236 164H235V162H234V164H233V166L234 167H229L228 166V168H226L225 170H224V172L225 173H227V177L225 178L226 180L224 181V183L223 184H219L220 185V187L218 188V187H216V189H218L217 191L219 192V190H220V192H223V194L224 193H226V195H227V199H225V197H223L224 199V201L221 199V197H220V199H219V196H215L214 195V197H212V195L210 194V197L208 196V195H205V196H208L211 200L209 201L208 200V197H205V198H207V200L209 201V203H208V201L205 199V201H206V203L208 204V205H211V208L212 207H214V208H216V207H218L219 205H222V203H224V204H228V207H230L231 206V208H233L234 210V212H235V209L237 210V213L235 212V213H233L232 212V210H230L231 212H232V214L230 213L229 214V212L227 213L228 215H226V214H224V216L223 217H221L220 219H217V217L216 218H213V217H211L210 219H211V221H210V219L208 220L209 222H211V223H209V226H208V222L206 223V220L204 219L203 221H205L204 222V224L206 223L207 225H204V226H208V227H199L200 229H198V230H200V233H201V235L203 234L201 231H202V229H206V228H208L209 229V231H213L212 229H214V228H216V230H217V228L218 229H220V227L221 226H227V227H229V225L231 224V227H232V223H230L231 221H235V219H237L236 217H238V219H239V217L241 216L240 215V213H243V211L245 212V210L248 208V206L250 205L251 206V204H254V203H252L253 201H252V199L250 200L249 199V195L250 196H252L251 194H253V192L254 191H259V192H256L257 193V195H260V194H258V193H260L261 192V195H262V197L257 201V200H255V201H257V202H255V204H257L258 205V210H257V212L255 213V214H253V216L251 217V220H249V221H247V219H246V222H249L248 224L247 223H245V224H243L244 222V220L245 219H243L244 217L243 216H245L244 215V213H243V215H242V219H243V221H242V219L240 220L241 222H243L241 225L239 224V226L237 227L236 225H234V226H236V228L234 227V230H232L233 228H229L230 229V231L232 230L233 232L231 233L230 232V234L229 235H231V237H233V239H235V241H237V242H239V243H245V242H247V241H250V237H254L255 235L257 236V234H259V233H261L262 232V229H264V175H263V171H264V169L263 170H261L260 169V167H259V169H250L249 168V166H247L249 169H247V167L246 168H244V165L245 164H243V166H241L242 165ZM258 162H260V158H259V161ZM258 162H257V165H258ZM5 163H7V162H5ZM32 163H33V161H32ZM146 163V162H145ZM244 163H246V164H248V162H244ZM262 163H263V161H262ZM99 164H101V161H100V163ZM107 164V163H106ZM185 164H186V162H185ZM200 164V163H199ZM212 164H214V163H212ZM217 164H222V162L221 163H218V160H217ZM217 164H216V166H217ZM224 164H223V166H224ZM229 164H227V165H229ZM238 164V163H237ZM8 165V164H7ZM7 165H5V166H7ZM95 165V164H94ZM163 165V164H162ZM176 165V164H175ZM174 165V166H175ZM257 165H256V167H257ZM17 166V165H16ZM123 166V165H122ZM120 167V169H122V172H124L125 171V169L123 168V167ZM165 166V165H164ZM169 166V165H168ZM178 166V165H177ZM191 166V165H190ZM189 166V167H190ZM215 166V165H214ZM222 166V165H221ZM241 166V167H240ZM253 166V165H252ZM260 166H261V163H260ZM106 167H107V165H106ZM153 167V166H152ZM170 167V166H169ZM173 167V166H172ZM179 168H180V165L178 166ZM225 167H226V165H225ZM243 167V170H241V168ZM261 167H263V166H261ZM216 168V167H215ZM221 168V167H220ZM258 168V167H257ZM83 169V170H82ZM123 169H124V171H123ZM146 169H148V168H146ZM155 169V168H154ZM163 169V168H162ZM167 169V168H166ZM187 169V168H186ZM223 169H224V167H223ZM115 170H117L116 172V174L117 175H114V173H113V171L115 172ZM144 170V169H143ZM142 170V171H143ZM164 170V169H163ZM169 170V169H168ZM171 170V169H170ZM185 170V169H184ZM183 170V171H184ZM192 170V169H191ZM260 170L262 171V172H260ZM92 171V172H91ZM111 171H112V173H111ZM141 171V175L143 176L144 174H146V171H143V172H145V173H143ZM149 171H151V170H149ZM149 171H148V173H149ZM156 171V170H155ZM154 171V172H155ZM176 171V170H175ZM174 171V172H175ZM180 171H181V169H180ZM215 171V169L214 168H212V167H209V165H202L201 166V168H198V173H196V174H194V176L193 177H190L191 179H192V181H195L196 183H200V182H202L203 180H204V178H205V176L209 173H213ZM126 172H128V171H126ZM125 172V173H126ZM154 172H152V174L154 173ZM189 172V171H188ZM195 172V171H194ZM197 172V171H196ZM220 172V171H219ZM90 173V174H89ZM124 173V174H125ZM128 173H130V172H128ZM161 173H163V172H161ZM167 173V172H166ZM224 173V174H225ZM158 174H160V173H158ZM165 174V173H164ZM164 174H163V176H164ZM190 174V173H189ZM129 175V174H128ZM130 176V178H132ZM145 176V175H144ZM144 176H143V178H144ZM147 176V175H146ZM146 176H145V178H146ZM150 176H153V175H151L150 174ZM160 176H161V174H160ZM170 176V175H169ZM209 176V175H208ZM207 176V177H208ZM119 177V178H118ZM121 177V178H120ZM158 177V176H157ZM168 177V176H167ZM211 177V176H210ZM213 177L215 178L216 176H214L213 175ZM132 178V180L135 182V180H136V178H135V180ZM148 178H150V177H148ZM163 178V177H162ZM219 178V177H218ZM222 178H224V176H222ZM160 179V178H159ZM169 179V178H168ZM190 179V180H191ZM207 179V178H206ZM158 180V179H157ZM170 180V179H169ZM214 180V179H213ZM215 180H216V178H215ZM224 180V179H223ZM7 181V180H6ZM167 181V180H166ZM185 181V180H184ZM8 182H9V180H8ZM137 182H138V184H140V185H137ZM161 182V181H160ZM159 182V183H160ZM164 182H165V180H164ZM1 183V182H0ZM192 183V182H191ZM194 183V182H193ZM192 183V184H193ZM213 183V182H212ZM12 184V183H11ZM137 186H136V185ZM153 184V183H152ZM195 184V183H194ZM215 184V183H214ZM151 185V184H150ZM210 185H211V183H210ZM5 186V187H4ZM139 186V187H138ZM169 186V185H168ZM180 186H181V184H180ZM179 185H178V187H180ZM197 186V184H195V187ZM177 187V186H176ZM183 187H184V185H183ZM194 187V188H195ZM201 187V186H200ZM215 187V186H214ZM8 188H9V190H8ZM140 188V189H139ZM159 188V187H158ZM166 188V187H165ZM181 188V187H180ZM213 188V187H212ZM204 189V188H203ZM215 189V188H214ZM215 189V190H216ZM12 190V189H11ZM141 190V191H142ZM159 190V189H158ZM162 190V189H161ZM182 190V189H181ZM195 190V189H194ZM200 190V189H199ZM202 190V189H201ZM206 190H209V186H208V189L206 188L205 189V192H207ZM14 191V190H13ZM134 193H133V192ZM137 191V192H136ZM140 191V192H141ZM151 191V190H150ZM157 191V190H156ZM164 191V190H163ZM179 191V190H178ZM184 191V190H183ZM217 191H214L213 192V194L215 193L216 194V192ZM133 194H132V193ZM143 192V191H142ZM145 192V191H144ZM155 192V191H154ZM160 192V191H159ZM180 192V191H179ZM153 193V192H152ZM135 194H139V196H137V195H135ZM155 194V193H154ZM219 194V193H218ZM222 194V195H223ZM135 195V196H134ZM161 195V194H160ZM180 195H182V194H180ZM217 195V194H216ZM221 195V196H222ZM225 195V194H224ZM225 195V196H226ZM255 194H253V196H254ZM152 196V195H151ZM156 196H158V195H156ZM171 196V195H170ZM187 196V195H186ZM140 197V198H139ZM154 197V196H153ZM177 197H179V194H178V196ZM156 198V197H155ZM254 198H255V196H254ZM257 198V197H256ZM140 199H143L144 201H142V200H140ZM146 199V198H145ZM168 199V198H167ZM174 199V198H173ZM204 199H202V200H204ZM153 200V199H152ZM160 200V199H159ZM162 200V199H161ZM170 200H171V198H170ZM175 200V199H174ZM184 200V199H183ZM141 201L143 202V203H141ZM175 201H177V200H175ZM180 201H181V199H180ZM178 202V201H177ZM201 202H204V201H201ZM176 203V202H175ZM60 204H63L64 206L65 205H68V207H62L63 209L65 208V209H67V208H69V206L71 205V207H72V205H73V208L75 209V207L74 206H77V207H79V206H83L82 208L84 209V211H83V216L81 217L80 215L78 216V217H76L75 219H73V217L71 218L70 217V219H73L72 221L71 220H66L67 218H62V215H64L65 213V211L61 214V211L60 210H62L63 211V209H60V210H58L57 208H58V206H60ZM144 204V205H143ZM198 204V203H197ZM207 204H205V206L207 205ZM142 205H143V207H142ZM152 205V204H151ZM204 205V204H203ZM19 206V207H18ZM161 206V205H160ZM163 206V205H162ZM171 206V205H170ZM225 206V205H224ZM249 206V207H250ZM61 207V206H60ZM153 207V206H152ZM195 207V206H194ZM209 207V211H210V213H212V211L211 210H214V209H210V206H208ZM219 207H221V206H219ZM15 208H17V209H15ZM143 208V209H142ZM159 208H161V207H159ZM163 208V207H162ZM196 208V207H195ZM195 208H194V210H195ZM223 208V207H222ZM253 207H250V209L253 211V209H252ZM70 209V208H69ZM72 209V208H71ZM81 209V208H80ZM150 209V208H149ZM172 209V208H171ZM176 209H178L177 207H176ZM193 209V208H192ZM220 209V208H219ZM156 211L158 210V208H156L155 209ZM154 210V211H155ZM166 210V209H165ZM180 210H181V208H180ZM247 210H249V209H247ZM246 210V211H247ZM256 210H254V212L256 211ZM80 211V210H79ZM182 211V210H181ZM189 211H190V208H189ZM199 211V210H198ZM216 210H214L213 211V214H214V212H215ZM223 212L222 213H224V210H222ZM251 211V212H252ZM68 212H69V210H68ZM75 212H76V210H75ZM82 212V211H81ZM164 212V211H163ZM162 212V213H163ZM175 213H177V211L175 210L174 211ZM191 212V211H190ZM221 212V211H220ZM249 212V211H248ZM248 212H246V213H248ZM71 213H72V211H71ZM77 213H78V209H77ZM158 213V212H157ZM174 213V214H175ZM182 213V212H181ZM194 213V212H193ZM209 213V214H210ZM253 213V212H252ZM251 213V214H252ZM151 214H154V213H151ZM208 214V213H207ZM217 214V213H216ZM48 215V216H47ZM68 215H69V213H68ZM67 215V216H68ZM81 215H82V213H81ZM155 215V214H154ZM164 215H166L165 213L164 214H162V215H160V216H158V215H156L155 217H153V218H155V221H156V227H157V229H158V231H159V233H160V236L163 238V241H164V243H165V246L164 247H166L167 248V250H168V252L171 254V255H173V256H176V257H181L180 256V254L179 253H177L176 252V250L175 249H179V248H182L183 247V239H182V237H180V236H177V235H173L171 232H169V230H167L166 229V227H165V223L167 222V220H168V218L169 217H167V215L166 216H164ZM177 215V214H176ZM176 215H174V216H176ZM199 215H201V213L199 214H197V216L199 217ZM240 215V216H239ZM16 216V217H15ZM71 216V215H70ZM76 216H77V214H76ZM182 216V215H181ZM184 216V215H183ZM192 216H193V214H192ZM212 216H214V215H212ZM221 216V215H220ZM247 216V215H246ZM201 217V216H200ZM248 217V216H247ZM250 217V216H249ZM44 218H47V219H49L50 221L49 222H51V224L48 226V224H47V226L46 225H44L45 223V221L47 220V219H45V221H44ZM175 218V217H174ZM179 219H180V217H178ZM203 218V217H202ZM213 218V219H212ZM26 219V218H25ZM68 219H69V217H68ZM96 219V218H95ZM94 218L92 219V222H93V220H95ZM106 219V220H107ZM150 219H152V218H150ZM171 220V219H170ZM174 220V219H173ZM176 220V219H175ZM182 220V219H181ZM15 221H13V222H15ZM24 221V220H23ZM29 221V220H28ZM98 221V220H97ZM99 221H100V219H99ZM105 221V220H104ZM115 221H116V219H115ZM185 221V220H184ZM5 222V221H4ZM29 222H32L31 220L29 221ZM39 222H42L41 224L39 223ZM82 222H85L84 224L82 223ZM90 222V221H89ZM91 222V223H92ZM113 222V221H112ZM170 222H172V221H170ZM236 222V221H235ZM6 223H7V221H6ZM26 223V222H25ZM33 223V222H32ZM38 223H39V226H38ZM88 223V222H87ZM97 223V222H96ZM98 223H100V222H98ZM111 223V222H110ZM201 223V222H200ZM240 223V222H239ZM14 224L15 223H13V226H14ZM17 224H19V223H17ZM24 224V223H23ZM85 226H83V225ZM237 224V223H236ZM20 225V224H19ZM87 225V224H86ZM112 225V224H111ZM175 225V224H174ZM174 225H172V226H174ZM177 225V224H176ZM188 225V224H187ZM203 225V224H202ZM238 225V224H237ZM0 226H1V224H0ZM6 226V225H5ZM4 226V227H5ZM10 226H11V224H10ZM13 226H11V230H12V227ZM30 226V225H29ZM92 226V225H91ZM93 226H94V224H93ZM96 226V225H95ZM99 226V225H98ZM185 226V225H184ZM195 226V225H194ZM193 226V227H194ZM197 226V225H196ZM15 227V226H14ZM88 227H90V225L88 226ZM175 228H176V226H174ZM173 227V228H174ZM189 227V226H188ZM188 227L186 228V227H184V228H186V229H188ZM191 227V226H190ZM189 227V228H190ZM198 227V226H197ZM16 229H17V227H15ZM25 228H27V227H25ZM33 228V227H32ZM174 228V229H175ZM178 228V227H177ZM192 228V227H191ZM222 228V227H221ZM30 229V228H29ZM89 229H91L92 230V228H89ZM95 229V228H94ZM103 229V228H102ZM193 229V228H192ZM196 229V228H195ZM208 229H206V232L203 230V232L206 234H208V235H206L205 237H204V235L205 234H203L202 236H200V233H199V236L200 237H203V238H205V239H210L211 237H212V241H214V239L213 238H217V236H218V238H219V234L221 233L222 234V236H223V232H220L218 235H215V237H213L212 235H210L211 233L209 232L208 233ZM222 229H224V228H222ZM221 229V231H224V230H222ZM225 229H226V227H225ZM18 230V229H17ZM33 230V229H32ZM173 230V229H172ZM179 230V229H178ZM183 230V229H182ZM189 231L187 232L186 231V233H188V235L190 236L191 235V237L192 236H194L195 234H193L192 235V231L190 232V229H188ZM215 230V231H216ZM259 230H261V232H259ZM1 227H0V233H1ZM89 230H87V232H88ZM96 231V230H95ZM103 231V230H102ZM195 231V230H194ZM218 231H220V230H218ZM228 231V230H227ZM8 232H11V231H8ZM26 232V231H25ZM24 232V233H25ZM29 232V231H28ZM27 232V233H28ZM91 232H93V231H91ZM191 234H190V233ZM257 232H259V233H257ZM7 232H5L4 233V236H5V234H6ZM17 233V232H16ZM23 233V232H22ZM55 233H54V235H55ZM94 233V232H93ZM100 231H99V233H95V234H99L100 235ZM185 233V232H184ZM195 233V232H194ZM228 233H229V231H228ZM227 232L226 233H224V236L226 235V234H228ZM257 233V234H256ZM30 234V233H29ZM88 234H89V232H88ZM157 234V233H156ZM176 234V233H175ZM180 234V233H179ZM214 234V233H213ZM253 234H255L254 236H252ZM17 235H19V234H17ZM16 235V236H17ZM51 235H53V232H52V234ZM86 235V234H85ZM182 235V234H181ZM261 235H264V234H261ZM4 236H2V238H4ZM7 236V235H6ZM22 236H24V234L22 235ZM22 236H21V238H22ZM57 236V237H58ZM87 236V235H86ZM211 236V237H210ZM221 236V235H220ZM27 237V236H26ZM159 237V236H158ZM188 237V236H187ZM210 237V238H209ZM230 237V236H229ZM231 237H230V243H231ZM257 237H259V235L257 236ZM262 237V236H261ZM31 238V237H30ZM30 238H29V240H30ZM52 238H53V236H52ZM55 238V237H54ZM53 238V239H54ZM85 238V237H84ZM87 238V237H86ZM86 238H85V240H86ZM152 238V239H151ZM184 238V237H183ZM217 238V239H218ZM256 238V237H255ZM14 239V238H13ZM23 239V238H22ZM56 239V238H55ZM186 239V238H185ZM216 239V240H217ZM258 239V238H257ZM15 240H16V238H15ZM26 240H28V239H26ZM215 240V241H216ZM255 240V239H254ZM11 241V240H10ZM25 241V240H24ZM210 241H211V239H210ZM233 241V240H232ZM253 241V240H252ZM56 242V241H55ZM58 242V241H57ZM56 242V243H57ZM155 242V243H154ZM185 242V241H184ZM255 242H257L256 240L254 241V242H251L252 244L251 245H253V244H255ZM261 242H262V240H261ZM54 243V242H53ZM93 243V242H92ZM91 243V244H92ZM153 243V244H152ZM228 243V242H227ZM236 243V242H235ZM250 243V242H249ZM58 244V243H57ZM229 244V243H228ZM232 244V243H231ZM261 244V243H260ZM263 244H264V242H263ZM262 244V245H263ZM17 245V244H16ZM44 245V244H43ZM53 245V244H52ZM85 245V244H84ZM154 245V246H153ZM230 245V244H229ZM234 245V244H233ZM236 245H237V243H236ZM244 245V244H243ZM246 245V244H245ZM262 245H261V250H258V251H260V253L261 252H264V249H262ZM10 246V245H9ZM23 246V245H22ZM25 246V248H27V250L30 248H28V247H26V245H24ZM28 246V245H27ZM58 246H60V244H58ZM57 245H55V248L57 249V248H60V247H58ZM62 246V245H61ZM235 246V245H234ZM248 246V245H247ZM246 246V247H247ZM260 246V245H259ZM264 246V245H263ZM16 247V246H15ZM20 248H21V245L19 246ZM80 247H82V245L80 246ZM79 247V248H80ZM84 247V246H83ZM203 247H205L204 245H203ZM229 246H227V248H228ZM5 248H7V246L5 247ZM23 248V247H22ZM85 248V247H84ZM92 248V247H91ZM90 248V249H91ZM202 248V247H201ZM208 248V247H207ZM206 248V249H207ZM226 248V247H225ZM225 248L223 249V250H225ZM226 248V249H227ZM233 248H235V247H233ZM249 248V247H248ZM18 249V248H17ZM63 249V248H62ZM83 249V248H82ZM81 249V250H82ZM93 250H94V248H92ZM96 249V248H95ZM189 249H190V247H189ZM204 249V248H203ZM245 249H247V248H245ZM252 249V248H251ZM254 249V248H253ZM255 249H256V247H255ZM258 249V248H257ZM256 249V250H257ZM5 250V249H4ZM9 250V249H8ZM14 250V249H13ZM58 250V249H57ZM227 250H229V249H227ZM12 251V250H11ZM21 251V250H20ZM30 251V250H29ZM61 251H64V249L63 250H61ZM60 251V252H61ZM73 251V254H71V252ZM79 251V250H78ZM77 251V252H78ZM204 251V250H203ZM221 251L222 250H220L219 252V254H215V255H212V257H211V259L209 258V260H208V258H207V260L209 261V263L210 264H219V259H220V256H221ZM249 251H251L250 249H249ZM249 251H248V249H247V252L249 253ZM23 252H25V251H23ZM54 252H56V251H54ZM96 252V251H95ZM94 252V253H95ZM102 252H103V250H102ZM165 252V251H164ZM213 252V251H212ZM211 252V253H212ZM217 252V251H216ZM215 252V253H216ZM225 252V251H224ZM254 252V251H253ZM255 252H257V251H255ZM254 252V253H255ZM6 253H8V251L6 252ZM5 253V254H6ZM12 253H15V252H12ZM28 253V252H27ZM242 253H243V256H244V254L246 253L245 252V250L244 251H242ZM248 253H247V255L246 256H248L249 257V255H248ZM252 253V252H251ZM21 254H22V252H21ZM24 254V253H23ZM26 254V253H25ZM33 254V253H32ZM57 254V253H56ZM90 254V253H89ZM213 254V253H212ZM224 254V253H223ZM240 254V253H239ZM264 254V253H263ZM10 255H11V252H10ZM37 255V254H36ZM53 255H55V254H53ZM58 255V254H57ZM56 255V258H60V257H58ZM211 255V254H210ZM253 255V254H252ZM255 256L257 255V254H254ZM259 256H260V254H258ZM2 256V255H1ZM13 257L15 256V255H12ZM19 256H20V254H19ZM33 256V255H32ZM61 256V255H60ZM70 256V257H71ZM95 256V255H94ZM106 256V257H107ZM240 256H242V254H240ZM4 257V256H3ZM23 257V256H22ZM31 257V256H30ZM12 258V257H11ZM25 258H27V257H25ZM54 258V257H53ZM101 258V257H100ZM195 257H193V259H194ZM252 258H253V256H252ZM261 258V257H260ZM259 257H258V259H260ZM262 258H263V256H262ZM14 259V258H13ZM19 259V258H18ZM36 259H37V257H36ZM63 259V261H64V259L65 258H62ZM159 259V260H158ZM170 259V258H169ZM242 259H244L243 257H242ZM245 259H247L246 257H245ZM249 259H250V257H249ZM248 259V260H249ZM255 259V258H254ZM264 259V258H263ZM40 260H42V259H40ZM52 260V259H51ZM53 260H55V258L53 259ZM67 260V259H66ZM68 260H69V258H68ZM164 262H163V261ZM15 261H17V258H16V260ZM28 262H26V263H24V264H36V261H35V259L33 258V259H30V260H27ZM241 261H243V260H241ZM245 261V260H244ZM51 262V261H50ZM55 262V261H54ZM70 262V261H69ZM101 262V261H100ZM167 262V263H166ZM203 262V261H202ZM247 262V261H246ZM258 262H260V261H258ZM12 263L14 264L15 262H13L12 261ZM11 263V264H12ZM17 263H19V261L17 262ZM17 263H15V264H17ZM22 263H23V261H22ZM58 263H60V262H58ZM61 263H62V261H61ZM60 263V264H61ZM108 263V262H107ZM194 263H196V262H194ZM205 263V262H204ZM238 263V262H237ZM250 263V262H249ZM38 264V263H37ZM83 264H84V262H83ZM99 264V263H98ZM102 264V263H101ZM170 264V263H169ZM192 264V263H191ZM240 264V263H239ZM242 264V263H241ZM243 264H244V262H243ZM246 264V263H245ZM247 264H248V262H247ZM251 264H254V263H251Z\"/></svg>",
    "mask_w": 264,
    "mask_h": 264
}]
</instances>
